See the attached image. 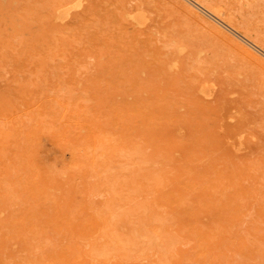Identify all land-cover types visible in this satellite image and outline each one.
Segmentation results:
<instances>
[{
  "label": "rangeland",
  "instance_id": "obj_1",
  "mask_svg": "<svg viewBox=\"0 0 264 264\" xmlns=\"http://www.w3.org/2000/svg\"><path fill=\"white\" fill-rule=\"evenodd\" d=\"M218 1L217 0L216 1L215 0H206V1L205 0L204 1L203 0L202 1L200 0H0V105H1L0 109H2L0 110V113L2 112L0 114L1 115L0 116V120H1L0 128L2 126V129H0L1 130L0 132L3 134L2 132L3 129L5 131L4 134L9 132V135L6 134L4 136L0 133V145H2L0 146V224H1L0 228H2L0 229L1 230L0 235L5 233L3 234L4 236L3 235L0 236V248H1L0 254L2 253L4 254L0 256V260H1L0 264H10L7 262H10L11 260H12L11 261L12 264L13 263L14 264H25L26 261L28 264H36L37 261L41 262V263L37 262L39 264H45L46 262L47 263L49 262L50 264L51 263L55 264V262L56 264H60V263L61 264L62 263L63 264H76V263L77 264H94V263L101 264V262L102 264H105V262L106 264H157V263H161L162 261L164 262L167 258H168L167 260H170V261L166 260L167 262L165 261V264L167 263L172 264L171 262H173V264H180V263L181 264L183 263L184 264H198L199 258L201 261V260H205L206 257L208 258L207 259V261L209 262L208 264H214L216 260L221 261L224 259L227 261V263L225 260L220 263L224 264L225 262V264H232V261H234L233 264H243V263L252 264V262H254L257 259V261H255L257 263L254 262L255 264L260 263V261H261L260 264H264L263 262L264 261V244H263L264 243V234H263L264 226H262L264 224H261V223H264V80H263L264 79V47H263L264 45L263 43L264 42V37H263L264 36V0H221L219 1V5H218ZM204 2L205 3L210 2L209 5L207 4L208 5L207 8H206L207 5ZM220 2L222 3L224 2L223 4L227 3L228 5L230 3L229 5L230 9L228 5H226L227 7L226 8L224 7L225 5H223ZM120 4L121 5L123 4V7L124 6L125 7L122 8ZM203 4H205V6ZM210 5H212L213 7L212 6L210 7ZM217 7H219L220 9H217ZM119 8L120 9L122 8V10H120ZM229 10L235 11L236 14L232 13V11L229 12ZM117 11H118V14H120V12L121 14L117 15ZM207 11L213 15L216 11L217 13H219V15L216 18V17H213L211 14H209ZM228 14L231 16L235 14L234 16H232V18L233 17L234 18L231 19V16L230 17L228 16L226 18ZM237 16L241 19H238ZM130 17L133 19V21L134 19L136 20L133 22ZM235 20H237L238 22ZM128 22H130V24L133 22L134 24L132 23V25H129ZM240 22H243V23L245 22L244 23L245 25L241 23L243 26L242 28L245 27L244 29H242L241 27L239 28V26L237 27V25H241L239 24ZM141 23L143 25H141ZM254 28H256L257 30L255 31ZM245 31H247L246 34H244ZM252 33H255V34H252ZM261 38H263L262 43L260 41L262 40ZM165 40L167 42L168 40H171V41L167 43ZM259 43L261 44V46H259L260 45ZM167 44H169L168 47H167ZM174 49L176 52L174 51ZM166 52H167V55H165ZM169 55L170 56L172 55L171 58H174V59H171V58L169 59L168 58ZM181 58L182 59L185 58V59L181 60ZM39 59L43 60L41 61L43 63L42 65L41 63H39L40 62ZM55 67H57V69L60 68L61 70L59 71ZM208 70L212 73H209ZM58 71L60 72V74L58 73ZM206 73L210 74L211 76ZM204 76L205 77L210 76V78L206 77L207 79L205 80ZM60 77H62L63 79L62 78L61 79L65 81L64 84L62 83V80L60 79ZM58 78L60 79L61 82H58L59 81ZM209 79L211 80L213 79L212 80L213 82L209 81ZM215 79L219 80V82ZM48 81H51V83ZM214 81H216L217 83L215 84ZM220 81L223 83L221 84ZM74 82H75V85L73 84ZM198 82L200 85L197 84ZM57 83H59L58 84L59 86L57 85ZM61 84H63V87L67 86L66 89L61 87L63 90L65 89L64 90L65 92H63V90L60 88V86H62ZM68 87L69 88L72 87L71 88L72 92H70L71 91L70 89L67 90ZM53 88L54 90H57V89L58 90L53 91ZM59 88L61 89L62 94ZM73 90L74 91L76 90L75 93L73 92ZM45 91H46V95H45ZM57 92H58V95H56ZM68 92L69 94L72 93V95L70 96H73L74 100L72 97L71 98L69 97ZM76 98H78V100ZM98 98L100 99L101 102L98 101L99 100ZM101 98L106 103L105 102L103 103ZM75 100H77V102L78 101L80 102L79 107L81 106L83 107V109L78 108L77 102ZM98 102L101 103L100 104L102 106L101 109H100L101 106L98 105ZM67 104L69 105L70 108L67 107ZM74 104L76 105V107L73 106ZM104 104H107V105L104 106ZM71 106H73V108ZM64 108L66 110L69 109L68 111H70L71 113H72V110L74 112L71 114L70 112L66 111ZM76 108L78 109L76 110ZM76 111H79L80 113ZM65 112H66V115H65ZM43 113H45V115ZM58 113L60 117H56L58 116ZM67 113H70L69 114L70 117H68ZM123 113H126V114L123 115ZM4 116L6 118H4ZM64 116H67L69 120L67 119V117L65 118ZM63 117L67 120L62 121L64 120ZM39 118H42V120ZM87 118L89 119L91 118V121L89 119L87 120ZM49 120L51 122H49ZM53 121L56 123H54ZM57 121H59L60 123H58ZM44 122L45 123L47 122V123L44 124ZM93 122H94L95 128L94 130H90L89 127L91 125H92L91 128H93ZM40 123H41V127H43L44 129L39 126ZM69 123L72 125L73 124L75 125L72 126ZM96 123L97 125H95ZM62 124L65 127L63 126L62 128ZM66 124H69V125H66ZM46 125H48V127ZM53 125L55 126L53 127ZM50 126H52L53 129L50 128ZM134 129L137 132L139 131L138 135L134 134V133H137ZM91 131H93V133ZM70 132L72 133L70 134ZM88 133L91 134V136ZM140 133H141V136H140ZM146 133H149V134L151 133V134L149 135ZM94 134H96L98 137L96 135L94 136ZM29 135L30 137L32 136L33 139L30 138ZM49 135L50 137H53L54 139L52 138L50 139ZM70 135L72 139L69 138ZM84 135H85V139L84 137H82ZM144 135L147 137L149 136V139L152 138L151 139L152 143ZM54 136H56V138ZM101 136L102 138L100 139ZM161 136L164 138V140H166V142L162 141L163 138L161 139ZM4 137L7 139L9 138L10 141L5 139ZM78 137L81 138V139L79 138L81 142L78 141V144H77L76 142H77ZM88 137H91V139ZM28 138H30V140H28ZM67 138L69 139V141L75 140L76 142L75 141L69 142L67 141L68 140ZM82 138H83V141H82ZM105 138H108L109 142L112 140V142L108 143L111 145V147L108 144L107 146L103 144V141H105L104 143L106 144L108 142L107 141L108 139L103 140L102 143H100V141ZM145 138L148 141H147L146 146L144 147L146 148L144 151L143 146L146 143ZM158 138H159V141H161L160 142L161 145L157 143ZM137 139L139 140L137 141ZM4 141H6L7 143ZM45 141H47L48 144L45 143ZM88 141H91L92 145H91V142H88ZM96 141H98V143L101 145H99ZM115 142L117 143L115 144ZM164 142H165V145H163L164 147L163 148L162 143L164 144ZM3 143L5 144L3 145ZM73 143L75 146L71 145ZM95 143H97L96 145H99V147L96 146ZM122 143L126 145H124L123 147ZM154 144L155 145L159 144V145H156V148H155ZM102 145L104 149H105V146L107 149L109 146L111 149H108V150L109 151L111 150V151L105 152L106 150H104V153H103L102 152L103 148H101ZM147 145H149L148 146L149 149L151 147L152 148L154 147V149L151 148L152 150H149L147 148ZM46 146H48L47 148L49 150L46 149ZM113 146H115L116 148L115 147L113 148ZM135 146H137V148ZM157 146L158 147L161 146L162 149L160 150L161 147L158 149ZM57 147L59 150L56 149ZM94 147L98 148L99 151H100V148L102 150L100 152L98 151L97 153L96 149H95L96 151L93 150ZM138 147H139V150L141 148L143 150L139 151V150L134 149V148L138 149ZM20 148L22 149L20 150ZM24 148H25L24 151L26 152L23 151ZM54 148L55 150H53ZM165 148H166V151H165ZM112 149L114 151L117 150L119 152H124V153H120L118 154L119 155L118 156L117 153H115ZM132 149H133V152H132ZM155 149H157L158 151L160 150L161 152L159 151L158 153L157 151H155ZM167 149L168 150L173 149L172 150L173 153L168 151ZM31 150L33 151V153ZM153 150L155 152V156H158L157 157V161L159 160L158 163L161 162L162 159L164 160V158L167 159V161L165 159L164 161H162V163H160L161 166L163 165L162 169L160 168L161 167L160 164L158 165V163L156 162V157L153 154ZM93 151L96 153H94ZM19 152L25 153L26 155L19 154ZM143 152H145L146 155ZM149 152L152 153L151 156L155 158L154 159L152 157V161L150 160L151 156H150V159L149 157L147 159V156L150 155ZM80 153L81 155H83L82 157ZM135 153H137L135 157L136 158L138 157L137 158L138 160H136L134 157ZM164 153H167V154H164ZM106 154L110 156V160H109L110 162L106 161L107 159H109V157H107ZM138 154H140V157L141 155H143L142 156L143 158L142 157L140 158L139 156H137ZM171 154L173 157L171 156ZM17 155H19V159ZM21 155L25 157H21ZM101 155H104V156H101ZM129 155L133 156L135 160L134 159L131 160V156L130 158L126 157V156L129 157ZM165 155L168 156L169 158L171 156L172 159L177 158L178 162L177 160H174V159L172 160L170 158L171 162L166 163L170 160ZM116 156H118V158ZM144 156H146V159ZM79 157L81 158V160H79L80 159ZM104 157L105 159H101ZM114 157H116V160H118L117 163L114 162L115 161ZM28 160H31V161L28 163ZM36 160L40 162H37ZM103 160H105V162ZM147 160L151 162H146ZM84 161H87V164L83 166V163H86ZM102 161L105 164L110 163V165H106V167L108 168L105 167L104 163L102 165L100 163L99 165V162H102ZM142 161L143 163H141ZM176 163H178L179 165H177ZM3 164H5L6 168L4 167ZM112 164L114 165V167ZM115 164L117 165V167H120L119 171L121 175L119 176L118 175L115 176L116 172L117 174L119 173V171H116L118 168L115 166ZM13 165H15V167ZM103 165L104 167H102ZM111 165H112V168H111ZM96 166L98 170L99 169L101 170L97 171ZM99 166L101 168H99ZM2 167H4L3 168L4 171ZM10 167H11V170H10ZM80 167L83 169L84 168L86 169L81 170ZM156 167L158 169H156ZM72 168L76 170V173L74 172L75 170L74 171L72 170ZM88 168H92V170ZM167 168L168 169L173 168L172 170L174 172L170 171L169 169L170 172L167 170L169 172L168 173L165 170ZM112 169L113 170L116 169L115 173L113 174L112 177L110 176L111 178L109 177L110 179H108V174H109L108 171ZM77 170L78 171L81 170V171L78 172ZM89 170L91 172H89ZM103 170L107 172V175H106V172H104ZM159 170L160 171L162 170V171L160 172ZM163 170H165L166 173H168V174H165V176L167 175L166 176L167 179H165V182L170 183L172 181V183H170L172 184L171 185L172 188L168 187L170 186L169 183L164 184L165 182L163 181L164 179L162 178L165 177L163 176L165 172ZM14 171H16V173H14ZM40 171L43 173H41ZM82 171H84L85 173ZM92 171L95 172L94 176L92 175L93 173ZM156 171L158 172L156 173ZM109 172L113 173L114 171H109ZM5 174L6 176H4ZM74 174L77 176H74ZM82 175L85 177H83ZM91 175L94 178L93 177L92 179L90 178V181L92 180L91 183H95V184H92V188L90 185L91 183L89 179L87 178ZM100 176H103V177H100ZM54 177H56V179ZM217 178L219 179L217 180ZM82 179L83 181L84 179L86 180L83 182ZM96 179L98 182H101L99 186H98L97 181L93 182V180L95 181ZM99 179L101 181H99ZM105 179H107L108 181ZM113 179L116 180V183L119 181H120L119 183H122L124 180V183L120 184L119 186L122 185L123 190L124 191L126 190V192L124 191L121 192L120 190H118L119 191L118 192L117 188H121V187L118 186L117 188H114L116 183H114L115 181ZM223 179L224 180L227 179L228 183L226 181L224 182ZM16 180L18 181V183ZM110 180H113V182L112 181L110 182ZM159 180L163 181V183L161 184ZM219 180H222L221 183ZM66 181L68 182L66 183ZM107 182H109L110 184ZM84 183L85 184L88 183V184H86L85 186ZM190 183L192 184L187 185ZM12 184L17 187L16 189L17 191L14 190L15 186L14 188L12 187L10 188V186H13ZM113 184L115 185L113 186ZM222 184H223L222 187L226 185L228 187L227 186L226 188L224 187L225 189L224 190L221 187ZM6 185L7 187H5ZM93 185H97L95 186L96 189L94 188ZM108 185H112L113 187L110 186L109 188ZM173 185H175L177 189L175 186L174 188ZM2 186H4V188H2ZM54 186H56V189ZM128 186H129V189H127ZM160 186H163V187H160ZM24 187H25V190H24ZM101 187L102 188L104 187L105 190L102 189ZM150 187H152V189ZM184 187H185V190H183ZM213 187H216L217 189ZM71 188H72V191H71ZM87 188L88 190H86ZM93 188L95 189V191L92 190ZM106 188L107 189L109 188V189L107 190ZM164 188H166L165 191H164ZM178 188H182V189L180 190ZM83 189L88 192L92 190V192H95L96 195L94 193H92L93 194L92 195L90 194L91 192H89V196H88ZM97 189H100V190L96 192ZM202 189L203 190L205 189V191H203ZM220 189L221 191L224 190V192L225 191L228 192L229 190L230 194L223 192L226 195L224 196V194L220 191ZM34 190L35 192L37 191L38 194L35 193ZM109 190H112L110 196L107 194L110 192ZM160 190L164 191L165 194L167 193L166 195L168 196L170 194L171 195L175 194V195H172V196L170 195L171 197H168L164 193L162 194L161 193L162 191ZM168 190L172 191L173 193H171L170 191L169 193ZM175 190H177L179 194L177 191L174 192ZM9 191L14 193V194L11 193V195L9 194L10 197L8 196V193H6ZM14 191L18 192L20 196L17 195V193H15ZM82 191H84L85 195H83ZM99 191L100 192L104 191L105 195L107 197L109 196L108 199L107 197L105 198L103 192L102 194H100ZM113 191L116 193H114ZM181 191H183V193ZM190 191L192 195H190L189 193ZM198 191H202V192H198ZM234 191H236L235 195H233ZM24 192L26 193V195H24ZM60 192L62 193L60 194ZM220 192L223 195L221 194L219 195L218 193ZM4 193L6 194L4 195ZM236 193H238V195ZM64 194L67 195V198L65 197L66 199L63 197ZM69 194H70L71 199L69 198ZM119 194L124 196L123 200ZM177 194L179 196H177ZM184 194L188 195L187 198L186 196H184ZM239 194H241L242 196ZM13 195H15V197ZM71 195H73L75 198H73ZM114 195H118L117 196L118 198L115 197ZM132 195L134 196V198L132 197ZM195 195L198 197L199 196L201 197L200 199L196 197L197 202L198 203L200 202L199 204L194 201L196 200L194 197ZM231 195L233 196L232 197L233 200L231 198ZM11 196L13 197V199ZM38 196L40 200H36ZM129 196L132 197L131 200ZM162 196L166 198L167 200H169L168 198L174 199V201L175 199H178L176 200L177 202H173V200L171 199L170 200L172 202L169 201V203L171 202L170 203L171 206L170 205L169 206L170 207L173 206L172 208H175L174 210L172 208H169V206H165V203H167L166 205L169 204L166 199L163 200V202H165L164 205L163 203H161L162 199H164ZM174 196H177V197L175 198ZM189 196L190 198L193 197L194 200L193 199L190 200ZM218 196L220 197V200ZM2 197H6V198L8 197V198L2 199ZM19 197L20 198L27 197L26 200L28 201L26 202V200L23 198L24 201L21 199L23 202H20L21 200L19 199ZM84 197L86 201L84 200ZM111 197L114 200H111L112 199ZM127 197H128V200L130 201L125 199ZM143 197L145 198L147 197L148 199L151 198L152 200L148 201L147 199L145 200V198ZM157 197H160V198H157ZM68 198L70 200H68ZM115 198L118 199L119 201L116 200ZM210 198L211 200L213 199L215 203L217 200L216 205L218 206L215 205L216 206L215 207L212 204L214 202L212 201L211 203V201L209 200ZM215 198H218V199H215ZM240 198L243 200L244 198L246 199L244 201L242 200V203H241ZM132 199H134V201L136 200V202H134ZM187 199L190 200V202L193 201L192 203L193 204L196 203V205L198 206L197 207L196 205H193V208L195 210V211L192 210L194 211L193 212L194 216L193 214H191L192 211L191 210H190L191 212L189 211V208L190 207L192 208V205H189L190 202H188ZM207 199L209 202L207 201ZM223 199L226 200V203L229 201L230 205L231 204L233 205L229 206V203H227L228 204L227 206L225 204V200ZM12 200H13V203H12ZM32 200H36V201H32ZM57 200L58 202H56ZM104 200H106V202H104ZM107 200L111 202L110 203L111 206H109L108 204V206L106 207L107 203H109L107 202ZM115 200L117 201V204L119 202V205L115 206V207H118L117 210L115 207H113L114 204L117 205L115 203L116 202ZM64 201L66 202V204L67 203L69 204L65 205ZM131 201H133L135 205L134 203L132 204ZM218 201H221V202L218 203ZM73 202H75L74 205H73ZM140 202L143 203L142 207L144 206L143 207L144 212L142 211V208L141 209L139 208L142 204V203L140 204ZM205 202L207 204H205ZM11 203L14 207L13 206L11 207L10 205ZM32 203H33V206H32ZM56 203L57 205L59 203V207L56 205ZM25 204L26 206L24 207ZM63 204L64 206H61ZM85 204L88 208L84 206ZM102 204L106 208L103 206L101 209ZM219 204L220 206L222 204L225 208L222 206L220 207L221 208L220 210ZM17 205L18 206L20 205V207H18ZM30 205L32 207H35V206L37 207L33 208L35 210H33L32 208L29 210ZM148 205H149V208H148ZM201 205L204 206V208ZM206 205H207V208L208 206H211L215 210L209 207L207 209L208 211H204L206 210V207H205ZM65 206L67 208H64ZM70 206L71 208H69ZM81 206L82 208L85 207V209L84 208L81 209ZM98 207L102 210L101 212ZM108 207H110L112 214L113 213L116 214L114 215V219L112 217L113 215L110 216L111 213H109L110 210ZM134 207L135 209L137 207V210L140 209V214L143 215L144 218L146 217V219H141L143 217H141L139 213L138 214L136 213L137 210H135ZM165 207H167V209ZM195 207H197L198 209L202 207L203 211L200 209L201 210V213H200V210L198 212V210H196L197 208L195 209ZM230 207H231V210H230ZM240 207L242 210L240 209ZM244 207L246 208L248 212L245 211ZM92 208H94L93 210H96V213L95 211L92 212ZM132 208L134 211L131 210ZM144 208H146V210L148 209L149 210L145 211ZM154 208H158V209H154ZM162 208L165 210H163ZM184 208H187V209H184ZM98 209L99 211L97 212ZM150 209L151 210L153 209V210L151 211ZM222 209H226L228 211L225 212L226 210L224 211ZM32 210L33 212H31ZM114 210L115 212H118V213L113 212ZM158 210H159V213L157 212ZM237 210L238 212L242 211L243 213L245 212L247 214L249 213L248 215L246 214L248 217L247 216L245 218L241 217V216H245V214L238 213ZM34 211L37 213H35ZM126 211H128V213ZM129 211L131 212V214H129L130 213ZM141 211L143 213H141ZM160 211L162 212L160 213ZM196 211L198 212L199 215L196 214V218H194L195 219L194 221L193 217H195V213H197ZM222 211L223 213L225 212V213H230L234 215L232 216H230V214L225 215V213L223 214ZM30 212L33 214H31ZM43 212L45 213L47 212L46 214L48 213L49 214L46 215ZM146 212L147 213L149 212V215L151 214L152 217L151 215L149 216L148 214H146ZM166 212L169 214L165 215L167 214ZM215 212L217 216L214 215ZM90 213H92L91 215L93 218L91 217V220L85 219L86 217L90 218L89 217L91 216ZM107 213L109 215V218H112V219H109L108 215H105ZM144 213L146 214V216ZM221 213L223 217L221 216ZM97 214L99 215V218L101 219V221H98L100 219L96 218L98 217ZM153 214L155 215L154 217H153ZM239 214H242V215H239ZM14 215L16 219L13 217ZM51 215H53V218L55 217L54 215H56L55 217L56 219H53ZM81 215H83L85 218H83ZM121 215H123L124 217ZM128 215H132V216H129L127 218ZM138 215L140 217H138ZM147 215L149 217H147ZM156 215L159 216L157 218H160V216H163V217H161L162 219L157 220ZM169 215H171V217L173 216V218L170 219L171 217H169ZM212 215L214 216L215 219L213 218ZM219 215L222 218L219 217ZM249 215H252L251 216L252 220L249 218L250 217ZM45 216H49V217H45ZM104 216L107 217L108 219H105ZM174 216L175 218L177 217L179 220L174 219ZM255 216L257 217L255 218ZM101 217L104 218L103 219L104 222L105 220L106 222L107 220H109V222L108 223L105 222L106 224L104 225V222L102 221ZM34 218L35 220L38 218L37 220L39 221V223H37V225H34V224H36V222L38 221L32 222ZM51 218L54 220V222L53 221L50 222ZM79 218H82L81 220H79L80 222L78 221ZM94 218H96L95 220L98 219L96 223L102 222L103 224L102 225L99 224L100 226L96 223L95 225L97 226L93 224L95 226L93 227V229L95 228L93 231V229H90V228H92L91 227L92 223L95 222L93 221ZM148 218L151 219L152 221L151 220L145 221ZM128 219L131 220V222L128 223L129 227L125 225L127 224L128 221H130ZM155 219L156 221L159 222V223L156 222V225L154 222ZM190 219H192V221ZM29 220L31 223L29 222ZM40 220L46 223L44 224ZM55 220L60 221L59 223L61 225L59 223L58 224L59 226H61L62 229L58 227V224L57 225L55 224L57 223L55 222ZM66 220H68L67 224H66ZM167 220H170V221L174 220V222H172V224L170 225V222L169 223L166 222ZM211 220L213 224L211 223ZM246 220H247V223L249 224L244 222ZM253 220H254V223L257 222L258 224L259 223L260 224L257 226L256 223L255 224L253 223ZM61 221L62 223L64 222L65 224L64 223L62 224ZM226 221H227V224H226ZM240 221H243V222L241 223ZM11 222H15V223H11ZM140 222L142 224H140ZM178 222L180 223L178 224ZM195 222H197V226L200 225L202 229L200 227L195 226L196 224ZM147 223L150 225V228H149V225L147 227ZM40 224L42 226H40ZM32 225L37 226V228L39 226L40 227L38 228V230L36 228L37 230L36 231L35 229H33L34 226L32 228ZM81 225L82 226L84 225V226L81 227ZM119 225L120 227L117 228L116 226H119ZM130 225L134 226L133 227L134 229H132ZM141 225H142V228L140 227ZM151 225L152 227L154 226L153 227L154 229L151 227ZM159 225H161V229L163 230L162 232L167 233L171 229V232L170 231L168 232L170 233V236L165 233L160 234L162 232L160 230ZM172 225L174 226L172 227ZM187 225L193 229H190L189 227H187ZM217 225L218 227L220 225L222 226L218 228ZM254 225L257 226V230H258V232L256 231L257 234L259 233L261 235L262 233L261 236L263 237L257 236V235H255L254 237V233H255L254 230L256 228V226ZM46 226H50V228L49 227L46 228ZM67 226L68 227L70 226V229ZM78 226H80V228ZM164 226L165 227L167 226V227L165 228ZM183 226L185 227L183 228ZM192 226H195V227H192ZM228 226H229V229L225 228ZM247 226H252L255 228L248 227L249 230L251 229V231H248ZM10 227H12V229H10ZM84 227L87 231L84 229ZM126 227L128 229H130L131 227L132 231L130 232L128 229H126ZM13 228L15 229V232ZM27 228L30 229L31 231L28 230ZM40 228L42 229L41 230L42 232L40 231ZM58 228L61 229L60 232ZM103 228H104V232L103 231L101 232ZM136 228H138V230L140 231L138 232ZM187 228H189L190 232H194L195 234L191 233L192 234L191 236L189 230L187 231ZM204 228H207V229H204ZM120 229L125 230V231H119ZM141 229L143 230V232L141 231ZM149 229L151 230L149 231ZM197 229L199 232L197 231ZM214 229H216L217 232ZM240 229L243 230V233H242L243 235L240 233L239 231ZM7 230L9 231L13 230L14 233L10 231L11 234L9 235L7 233H10V232ZM49 230H53L55 233ZM109 230H112V231H109ZM134 230L135 232L140 233V235L141 234L146 235V237L142 236L143 239L139 238L140 235L138 233L133 232ZM156 230L158 231V233ZM219 230L222 232V234ZM44 231L48 233V236H47V233H45ZM83 231L84 233H82ZM108 231L112 233H109ZM113 231H116L117 233ZM206 231L208 233L207 235H205ZM224 231L227 232L228 234L230 233V237L232 236L231 241H229L230 237L227 236L228 234L225 233ZM19 232L23 233L24 235L21 233L20 235H18ZM43 232L45 235H43ZM61 232L63 234H61ZM79 232L80 234H82V236L84 235L86 237L89 234V237L86 239L84 238V236L82 237L79 234ZM122 232H125V233H122ZM147 232H149V234ZM201 232H202V237L200 236ZM244 232H245V235H244ZM248 232L251 235L250 234L248 235ZM107 233H109L110 236ZM112 234L113 236H117V234L119 236L122 235L123 238L121 237L120 239H118L119 241L117 240L116 242L113 240V237L111 239ZM133 234L134 235L137 234L138 236L135 235L136 236L135 237ZM209 234H211L213 238L215 237L216 239H213V238L210 239ZM214 234L215 235L217 234V235L214 236ZM246 234L248 235V238H250V236H253L251 238L255 239L257 243H260V244H257L259 245V247L255 245L257 247V250L255 249L256 247L253 246L255 247L253 248L255 250L252 249L254 251L253 253L251 252V249L249 250V248H252L251 245H254L256 241H254L253 239H249V241H247L248 239H247ZM124 235H127V236H124ZM154 235H156L155 238L157 239V240L155 239V241L159 242L160 245L162 246H159V244L154 241ZM166 235L169 236V238H167ZM197 235L199 239H197ZM204 235L205 237L206 236L207 237L205 238ZM23 236L25 237L24 238L25 240L22 238ZM45 236H47L49 239H47V237ZM132 236H134V238ZM148 236L151 239L153 237L152 241L151 240L149 241L150 238ZM161 236H163L162 237L163 239L161 238ZM80 237H82V239ZM94 237L96 238V241L92 239ZM108 237L111 240H109ZM118 237H115V238H118ZM131 237L133 238V240L136 238V240L132 241V245L129 242L132 240ZM187 237L189 238V241L188 240L186 241V239H188ZM200 237L202 239H200ZM218 237L220 238L222 237L223 241H226L225 238H227V242H224L225 247L222 245L214 244L216 247L215 248L216 250H214L212 249L214 248L213 243L215 242V241L213 242V240H216V243L218 242L219 244L221 243L223 244V242L220 241L221 239H219ZM256 237H259V238H256ZM7 238L9 239L8 242H7ZM124 238H126V241ZM128 238H130L131 240L130 239L128 240ZM147 238L149 239L147 240ZM170 238L172 239L170 243H168ZM178 238L179 240H176ZM26 239L29 241H27ZM88 239L90 241H94V243H89L90 241ZM102 239H106V240L103 241ZM167 239L168 241H165V244H164L163 240H167ZM181 239L183 240L185 239V240L180 241ZM206 239H210L209 240L210 245H209V241H207ZM242 239L243 240L246 239V240L243 242ZM40 240L42 241L44 240L43 241L44 243L42 244V241ZM45 240L46 242H48V245L52 243L53 246L56 247L53 249L52 248L53 246L51 244L49 245L54 251L53 250L50 251L51 248L48 245H45L47 244ZM82 240H84L85 242H83ZM146 240L147 242L149 241V244L146 243ZM194 240L195 242H193ZM200 240L201 242L205 244H207L206 242H208L209 246L201 243ZM235 240L238 243L242 241L241 242L243 243L242 245L245 246L247 244V246L245 247L240 246L241 244L239 243L240 245L237 248L238 243ZM259 240L263 242H260ZM177 241L178 242L180 241V242L177 243ZM15 242L16 243L18 242L17 245ZM35 242H37V244H35ZM96 242L97 244L100 242L99 243L100 246L103 247L102 250L99 245L98 246L96 245ZM102 242L106 243L107 245L103 244L104 246H102L101 245ZM171 242H172V246L175 245L172 251H171V248H172ZM198 242H200L199 246H202L203 249L205 248L204 250H207L206 252H204V250L198 246ZM8 243L10 244V247H8L9 246ZM154 243H156L157 247L159 246L161 248L158 247L156 250V245ZM226 243L230 247L226 248L227 246ZM234 243H236L235 248H233ZM4 244L5 245L7 244L6 247L4 246ZM18 244H20V246ZM40 244H42V247ZM92 244H95L94 246H96V248ZM108 244L110 248H112L113 246L114 249L113 248L109 249ZM119 244L120 246L117 248V245ZM150 244L153 246L155 245V247L153 246L151 247ZM23 245L25 247H23ZM37 245H39L40 247L39 249ZM143 245H146L147 247L149 245L150 248H152L153 250ZM30 246H32L31 247L32 250L30 249ZM35 246L37 248H34ZM89 246L90 247L92 246L91 247L92 252L89 251L90 249ZM126 246L129 247V249L131 248L133 250L134 248H136L137 250L134 249V251L136 252L132 250H128ZM142 246L144 247V249ZM206 246L211 248V249L208 248L209 251L211 250L210 251L211 254L207 253L208 249H206ZM7 247L9 249H6ZM43 247L44 249L46 247H48L47 249L49 248L50 249L45 251L44 253V251H42ZM141 247L144 251L146 250L145 252L147 253H145L141 249ZM190 247L192 249H189ZM240 247H243V249L244 248H248V249L232 250V248L240 249ZM10 248H12L11 249L12 252H10L11 251ZM77 248H79V250ZM115 248H117L116 251L119 252V255L123 254L125 256L124 257L121 255V257H123L121 258L117 254L120 260L124 259L123 261L121 260L120 262L119 258L115 256L116 255ZM121 248L122 250L124 249L127 251H124V250L122 251L120 250ZM179 248L181 249V251ZM197 248L203 251L201 250L199 251L197 250ZM259 248L262 250H259ZM81 249H82V252H81ZM138 249L139 251H142L141 254L143 253L142 255L144 257L140 255L139 252H138L139 253L138 255L137 253ZM176 249L178 250V254L180 253L179 256L182 254L180 256V258L183 256L182 259L178 257V254L176 253L177 252ZM26 250H28V252H26ZM33 250H35L37 253H35V251ZM56 250L57 252H55ZM110 250L111 251L113 250L114 255H112V252ZM158 250H160V252ZM182 250L186 252V255H184L185 252L183 254ZM219 250H221L222 252L225 251L223 252V254H221L223 255V258L222 257L217 258V255L218 257L221 256L219 255L221 253ZM228 250L229 251L232 250V251L229 252ZM245 250L246 251L249 250V251L246 252ZM29 251L31 253L34 252L32 255H35V256H32L31 254H29ZM58 251H60L61 254H58ZM99 251H102V254ZM120 251H122V253H120ZM154 251H157L156 253H161L159 254L161 255L160 260L158 259V257H156V255L158 256V254H155ZM212 251H213V255L217 251L219 253L217 252V255L215 254L216 256L215 257L212 255ZM234 251L236 253L240 251L238 256ZM257 251L260 254L263 252V254H261L263 256L261 257V255L258 254ZM13 252L15 255L13 254ZM40 252H43V253H40ZM49 252L53 253V255L52 254L51 255L54 256L55 258L54 257L52 258L51 255H46V253L50 254ZM127 252L131 255H134V257H137V258L135 259L133 256L131 258L130 257L131 255H129ZM241 252L243 253L240 255ZM10 253L12 254L11 258H10L11 256ZM89 253H92V255L91 254L88 255ZM188 253H190L189 254L190 257ZM199 253H202V254L199 255ZM205 253H207L208 255ZM234 253L236 255H232ZM99 254L101 256H104L106 254L107 255L103 258L101 257L100 259ZM173 254L178 260H174L175 258H173L174 257ZM228 254L229 255L231 254L233 256V260H232V257L231 259H229L230 263L228 262L227 257L230 258L231 255L229 256ZM246 254H248L250 257L252 255L251 259ZM56 255L58 256L57 258H56ZM59 255H61V258H63L62 260L59 257ZM108 255H111V257ZM137 255L142 256V257L138 258ZM153 255L155 257L151 259ZM167 255L168 257H166ZM192 255H195V257ZM205 255L206 257L203 258V256ZM244 255L247 256V258ZM16 256L19 258H17ZM40 256H42V258ZM90 256H94V257H90ZM107 256H108V259H107L108 262H109V259L111 258L110 259L111 261L109 263L105 261L106 260L105 258H107ZM253 256L256 257L255 260ZM47 257L51 259H55L53 260L55 262L53 263L51 259L49 258L47 259ZM95 257L96 258L98 257V259H95ZM186 257L188 260H191L192 262L187 261V259L185 260ZM201 257L203 259H201ZM7 258H8V261H7ZM13 258L16 259V261ZM93 258L95 260H100V262L95 261ZM162 258H164L165 260L164 259L162 260ZM192 258L193 260L196 259L194 260L195 262L196 261L198 262L194 263ZM33 259L35 261H33ZM43 259H46V260H43ZM102 259L103 260L105 259V260L103 261ZM210 259L211 260L214 259L212 263H210L211 262ZM57 260L58 261L60 260V261L57 262ZM93 260L95 262H93ZM182 260L184 261L181 262ZM3 261H5V263H3ZM66 261L70 263H66ZM219 261H216L215 264H217ZM201 262H205V261H201ZM199 264H207V263L205 262V263H199Z\"/></svg>",
  "mask_w": 264,
  "mask_h": 264
},
{
  "label": "bare ground",
  "instance_id": "obj_2",
  "mask_svg": "<svg viewBox=\"0 0 264 264\" xmlns=\"http://www.w3.org/2000/svg\"><path fill=\"white\" fill-rule=\"evenodd\" d=\"M200 1H202V0H200ZM203 1H204V0H203ZM205 1H206V0H205ZM215 1H216V0H215ZM217 1H218V0H217ZM219 1H221V0H219ZM219 1H218V5H219ZM196 2H198V1H196ZM200 3H201V2H200ZM202 3H203V2H202ZM204 3H205V2H204ZM209 3H210V2H209ZM209 3L206 2L205 4H206V5H207V4L209 5ZM212 3H213V2H212ZM220 3H222V2H220ZM223 3H224V2H223ZM223 3H222V4H223ZM190 4H191V3H190ZM193 4H195V3H193ZM205 4H203V5L205 6ZM216 4H217V3H216ZM120 5H121V4H120ZM120 5H119V7H120ZM200 5H201V4H200ZM208 5L206 6V8L208 7ZM223 5H225L224 7H226V5H228V4L225 3V4H223ZM229 5H230V3H229ZM229 5H228V6H229ZM232 5H233V4H232ZM196 6H197V5H196ZM211 6H212V5H210V7H211ZM215 6H216V5H215ZM121 7L124 8L125 6L123 7V4H122ZM212 7H213V6H212ZM122 8H121V9L119 8V9L122 10ZM129 8H130V7H129ZM196 8H197V7H196ZM226 8H227V7H226ZM233 8H234V7H233ZM233 8H232V9H233ZM119 9H118V10H119ZM130 9H131V8H130ZM137 9H139V8H137ZM217 9H220V8L217 7ZM229 9H230V6H229ZM123 10H124V9H123ZM140 11H141V10H140ZM202 11H203V10H202ZM205 11H206V10H205ZM216 11H217V10H216ZM216 11H215L214 15L211 14V13H209L208 11H207V12H208L209 14H211L213 17H216V18H217L218 15H219V13H217ZM222 11H224V10H222ZM231 11H232V13H235V14H236L235 11H233V10H231ZM231 11L229 10V12H231ZM236 11H237V10H236ZM123 12H124V11H123ZM126 12H128V11H126ZM199 12H200V11H199ZM219 12H220V11H219ZM131 13H132V12H131ZM134 13H135V12H134ZM134 13H133V14H134ZM120 14H121V12H120ZM120 14H118V11H117V15H120ZM226 14H227V13H226ZM235 14H234V15H235ZM143 15H144V14H143ZM207 15H208V14H207ZM220 15H221V14H220ZM222 15H223V14H222ZM234 15H232V16H234ZM228 16L230 17L231 15L228 14V15L226 16V18H227ZM232 16H231V19L234 18V17L232 18ZM125 17H126V16H125ZM221 17H222V16H221ZM237 17H238V16H237ZM130 18H131V17H130ZM210 18H211V17H210ZM223 18H224V17H223ZM131 19H132V18H131ZM140 19H141V18H140ZM221 19H222V18H221ZM238 19H241V18L238 17ZM242 19H243V18H242ZM120 20H121V19H120ZM135 20H136V19H134V21H135ZM143 20H144V19H143ZM143 20H142V21H143ZM214 20H215V19H214ZM222 20H223V19H222ZM132 21H133V19H132ZM134 21H133V22H134ZM223 21H224V20H223ZM235 21H237V20H235ZM235 21H234V22H235ZM241 21H242V20H241ZM244 21H245V20H244ZM125 22H127V21H125ZM125 22H124V23H125ZM133 22H132V23H133ZM145 22H146V21H145ZM145 22H144V23H145ZM237 22H238V21H237ZM245 22H246V21H245ZM245 22H244V23H245ZM132 23L130 24V22H128L129 25H132ZM136 23H137V22H136ZM225 23H226V22H225ZM241 23H242L243 25H245L243 22H240L239 24H241ZM133 24H134V23H133ZM139 24H140V23H139ZM242 24H241V25H237V27L239 26V28H240V27L242 28V27H243ZM4 25H5V24H4ZM136 25H137V24H136ZM141 25H143V24L141 23ZM246 27H247V26H246ZM252 27H253V26H252ZM235 28H236V26H235ZM244 28H245V27H244ZM244 28H242V29H244ZM248 29H249V28H248ZM252 29H253V28H252ZM252 29H251V30H252ZM254 29H255V31L257 30L256 28H254ZM235 30H237V29H235ZM246 30H247V29H246ZM240 31H241V30H240ZM248 31H249V30H248ZM255 31H254V32H255ZM246 32H247V31H245L244 34H246ZM252 32H253V31H252ZM250 33H251V32H250ZM260 33H261V32H260ZM247 34H249V33H247ZM252 34H255V33H252ZM261 34H262V33H261ZM249 36H250V35H249ZM263 37H264V36H263ZM248 38H250V37H248ZM251 38H252V37H251ZM257 38H258V37H257ZM261 39H262V40H260V41H261V43H262V42H263V38H261ZM166 40H167V39H166ZM166 40H165V41H166ZM246 40H248V39H246ZM169 41H171V40H168V42H169ZM166 42H167V41H166ZM168 42H167V43H168ZM164 43H165V42H164ZM170 43H172V42H170ZM263 43H264V42H263ZM165 44H166V43H165ZM257 44H258V43H257ZM259 44H260V43H259ZM249 45H251V44H249ZM262 45H263V44H262ZM168 46H169V44H167V47H168ZM259 46H261V44H260ZM263 47H264V45H263ZM18 48H19V47H18ZM173 48H174V47H173ZM256 49H257V48H256ZM256 49H255V50H256ZM171 51H172V50H171ZM171 51H170V52H171ZM174 51H175V49H174ZM172 52H173V51H172ZM175 52H176V51H175ZM163 53H164V52H163ZM168 53H169V52H168ZM172 54H173V53H172ZM174 54H175V53H174ZM165 55H167V52L165 53ZM176 55H177V54H176ZM179 55H180V54H179ZM183 55H184V54H183ZM19 56H20V55H19ZM50 56H51V55H50ZM171 56H172V55H171ZM171 56L169 55L168 58L170 59ZM177 56H178V55H177ZM185 56H186V54H185ZM185 56H184V57H185ZM171 59H174V58H171ZM184 59H185V58H183V59L181 58V60H184ZM39 61H40L39 63H41V65H42L43 63H42L41 61H43V60H40V59H39ZM173 62H174V61H173ZM175 62H176V61H175ZM46 64H47V63H46ZM51 64H52V63H51ZM53 64H54V63H53ZM170 64H171V63H170ZM170 64H169V65H170ZM47 65H48V64H47ZM57 65H59V64H57ZM48 67H50V66H48ZM55 68L57 69V67H55ZM56 69H55V70H56ZM57 70L60 71L61 69L59 68V69H57ZM62 70H63V69H62ZM199 70H200V69H199ZM201 70H202V69H201ZM46 71H47V70H46ZM59 71H58V73L60 74ZM63 71H64V70H63ZM208 71H209V70H208ZM61 72H62V71H61ZM204 72H205V71H204ZM206 72H207V71H206ZM58 73H57V74H58ZM209 73H212V72L209 71ZM59 74H58V75H59ZM206 74H208V73H206ZM58 75H57V76H58ZM208 75H210V74H208ZM54 76H55V75H54ZM60 76H62V75H60ZM210 76H211V75H210ZM210 76H208V77L210 78ZM204 77H205V76H204ZM204 77H203V78H204ZM206 77H207V76H206ZM206 77H205V80L208 78V77H207V78H206ZM61 78H62V77H60V79H61ZM71 78H72V77H71ZM58 79H59V78H58ZM58 79H57V80H58ZM60 79H59L58 82H61ZM62 79H63V78H62ZM62 79H61V80H62ZM64 79H65V78H64ZM69 80H70V79H69ZM212 80H213V79H212ZM212 80L209 79V81H212ZM215 80H217V79H215ZM263 80H264V79H263ZM51 81H53V80H51ZM51 81H48V82L51 83ZM66 81H67V80H66ZM78 81H79V80H78ZM209 81H208V82H209ZM217 81L219 82V80H217ZM64 82H65V81L62 80V83H63V84H64ZM83 82H84V81H83ZM212 82H213V81H212ZM214 82H215V84L217 83L216 81H214ZM220 82H221V81H220ZM67 83H68V82H67ZM78 83H79V82H78ZM80 83H81V81H80ZM200 83H201V82H200ZM222 83H223V82H221V84H222ZM52 84H53V83H52ZM52 84H51V85H52ZM58 84H59V83H57V85H58ZM63 84H61L62 86H60V88L62 87V88H65V89H66L67 86H64V87H63ZM73 84L75 85V82H74ZM197 84H199V82H198ZM218 84H219V83H218ZM48 85H49V83H48ZM65 85H66V84H65ZM199 85H200V84H199ZM202 85H203V83H202ZM53 86H54V85H53ZM58 86H59V85H58ZM58 86H57V87H58ZM213 86H214V85H213ZM218 86H219V85H218ZM224 86H225V85H224ZM54 87H55V86H54ZM69 87H70V86H69ZM69 87H68L67 90H69V89L71 90L72 87H71V88H69ZM46 88H48V87H46ZM60 88H59V89H60ZM62 88H61V89H62ZM224 88H225V87H224ZM49 89H50V87H49ZM55 89H56V88H55ZM61 89H60V92H61ZM65 89H64V90H65ZM220 89H221V88H220ZM222 89H223V87H222ZM51 90H52V88H51ZM57 90H58V89H57ZM57 90H54V88H53V91H57ZM62 90H63V89H62ZM64 90H63V92H65ZM204 90H205V89H204ZM228 90H229V89H228ZM228 90H226V91H228ZM233 90H234V89H233ZM233 90H232V91H233ZM46 91H47V90H46ZM46 91H45V95H46ZM49 91H50V90H49ZM75 91H76V90H75ZM75 91L73 90L74 93H75ZM223 91H224V89H223ZM70 92H72V90H71ZM233 92H234V91H233ZM236 92H237V91H236ZM61 94H62V92H61ZM68 94H69V92H68ZM239 94H240V93H239ZM56 95H58V92L56 93ZM70 95H72V93L69 94V97H70V98H71V97L73 98V96H70ZM115 98H116V97H115ZM76 99L78 100V98H76ZM96 99H97V98H96ZM98 99H99V98H98ZM101 99H102V98H101ZM73 100H74V98H73ZM77 100H75V101L77 102ZM91 100H93V99H91ZM98 101H100V99H99ZM102 101H103V99H102ZM238 101H239V100H238ZM30 102H31V101H30ZM32 102H34V101H32ZM66 102H68V101H66ZM78 102H79V101H78ZM78 102H77L78 108L83 109V107H81V106L79 107L80 102H79V103H78ZM100 102H101V101H100ZM104 102H105V101H103V103H104ZM72 103H73V102H72ZM105 103H106V102H105ZM31 104H33V103H31ZM56 104H57V103H56ZM65 104H66V103H65ZM69 104H70V103H69ZM96 104H97V103H96ZM100 104H101V103L98 102V105H99V106H101ZM29 105H30V104H29ZM57 105H58V104H57ZM106 105H107V104H104V106H106ZM0 106H1V105H0ZM73 106L76 107L75 104H74ZM73 106H71V107L73 108ZM67 107L70 108L68 104H67ZM97 107H98V106H97ZM117 107H119V106H117ZM11 108H12V107H11ZM33 108H34V107H33ZM51 108H52V107H51ZM65 108H66V107H65ZM65 108H64V109H65ZM78 108H76V110H77ZM84 108H85V107H84ZM98 108H99V107H98ZM101 108H102V106L100 107V109H101ZM52 109H53V108H52ZM86 109H87V107H86ZM86 109H85V110H86ZM108 109H109V108H108ZM0 110H2V109H0ZM65 110H66V109H65ZM68 110H69V109H68ZM68 110H66V111H68ZM79 111H80V109H79ZM79 111H76V112H79ZM86 111H87V110H86ZM58 112H59V111H58ZM68 112H70V111H68ZM73 112H74V111L72 110V113H73ZM1 113H2V112H1ZM1 113H0V114H1ZM29 113H30V112H29ZM70 113H71V112H70ZM70 113H67L68 117H70V116H69ZM72 113H71V114H72ZM79 113H80V112H79ZM3 114H4V113H3ZM43 114L45 115V113H43ZM74 114H76V113H74ZM121 114H122V113H121ZM124 114H126V113H123V115H124ZM133 114H134V113H133ZM39 115H40V114H39ZM65 115H66V112H65ZM0 116H1V115H0ZM5 116H6V115H5ZM5 116H4V118H6ZM89 116H90V115H89ZM39 117H40V116H39ZM56 117H60V116H59V113H58V116H56ZM64 117L66 118L67 116H64ZM64 117H63V118H64ZM68 117H67V119L69 120ZM133 117H134V116H133ZM33 118H34V117H33ZM33 118H32V119H33ZM61 118H62V117H61ZM61 118H60V119H61ZM65 118H64V120H62V121H66L67 119H65ZM91 118H92V116H91ZM91 118H90V119L87 118V120L89 119V120L91 121ZM128 118H129V117H128ZM134 118H135V117H134ZM1 119H2V118H1ZM39 119L42 120V118H39ZM80 119H81V118H80ZM111 119H112V118H111ZM132 119H133V118H132ZM3 120H5V119H3ZM6 120H8V119H6ZM43 120H44V119H43ZM71 120H72V119H71ZM76 120H77V119H76ZM87 120H86V121H87ZM135 120H136V119H135ZM0 121H1V120H0ZM39 121H40V120H39ZM45 121H46V120H45ZM54 121H55V119H54ZM54 121H53V122H54ZM62 121H61V122H62ZM80 121H82V120H80ZM80 121H79V122H80ZM86 121H85V122H86ZM90 121H89V122H90ZM127 121H128V120H127ZM129 121H130V120H129ZM245 121H246V120H245ZM7 122H9V121H7ZM40 122H41V121H40ZM47 122H48V121H47ZM47 122H46V123H47ZM49 122H51V121L49 120ZM57 122L60 123L59 121H57ZM109 122H110V121H109ZM116 122H117V121H116ZM132 122H133V121H132ZM5 123H6V121H5ZM46 123L44 122V124H46ZM54 123H56V122H54ZM90 123H91V122H90ZM117 123H118V122H117ZM126 123H128V122H126ZM126 123H125V125H126ZM69 124H70V123H69ZM69 124H66V125H69ZM87 124H89V123H87ZM107 124H108V123H107ZM49 125H50V124H49ZM70 125H72V124H70ZM73 125H75V124H73ZM73 125H72V126H73ZM95 125H97V123H96ZM118 125H119V124H118ZM39 126L41 127V123L39 124ZM46 126L48 127V125H46ZM46 126H45V128H46ZM54 126H55V125H53V127H54ZM60 126H61V125H60ZM63 126H64V125L62 124V128H63ZM81 126H82V125H81ZM88 126H89V125H88ZM64 127H65V126H64ZM68 127H69V126H68ZM68 127H67V128H68ZM91 127H92V125L89 127L90 130H94V128H95V127H94V122H93V128H91ZM98 127H100V126H98ZM16 128H17V127H16ZM41 128H43V127H41ZM50 128H52V126H50ZM70 128H71V127H70ZM70 128H69V129H70ZM74 128H75V127H74ZM0 129H2V126H1ZM17 129H18V128H17ZM43 129H44V128H43ZM43 129H42V130H43ZM47 129H48V128H47ZM47 129H45V130H47ZM52 129H53V128H52ZM65 129H66V128H65ZM6 130H7V129H6ZM8 130H9V129H8ZM50 130H51V129H50ZM134 130H135V129H134ZM0 131H1V130H0ZM30 131H31V130H30ZM58 131H59V130H58ZM97 131H98V129H97ZM135 131H136V130H135ZM2 132H3V134H2L1 132H0V133H1L3 136L6 135V134L9 135V132L6 133V134H4V132H5L4 129H3ZM6 132H7V131H6ZM60 132H61V131H60ZM91 132L93 133V131H91ZM136 132H137V131H136ZM25 133H26V132H25ZM48 133H50V132H48ZM57 133H58V132H57ZM71 133H72V132H70V134H71ZM101 133H102V132H101ZM27 134H28V133H27ZM55 134H56V133H55ZM68 134H69V133H68ZM88 134H89V133H88ZM134 134H135V135H136V134L138 135V134H139V131H138L137 133H134ZM146 134H149V133H146ZM150 134H151V133H150ZM150 134H149V135H150ZM152 134H153V133H152ZM25 135H26V134H25ZM57 135H58V134H57ZM89 135L91 136V134H89ZM95 135H96V134H94V136H95ZM153 135H154V134H153ZM153 135H152V136H153ZM51 136H52V135H51ZM94 136H93V137H94ZM96 136H97V135H96ZM99 136H100V135H99ZM140 136H141V133H140ZM140 136H139V137H140ZM144 136H145V135H144ZM154 136H155V135H154ZM6 137H8V136H6ZM27 137H28V136H27ZM29 137H30V135H29ZM49 137H50V135H49ZM54 137L56 138V136H54ZM82 137H84V139H85V135L82 136ZM86 137H87V136H86ZM97 137H98V136H97ZM97 137H96V138H97ZM136 137H137V136H136ZM136 137H135V138H136ZM145 137L148 138V140H150V142H151V139H152V138L149 139V136H148V137L145 136ZM2 138H3V137H2ZM2 138H1V139H2ZM4 138H5V137H4ZM30 138H32V136H31ZM30 138H28V140H30ZM51 138L54 139L53 137H50V139H51ZM69 138H71V135L69 136ZM74 138H75V137H74ZM74 138H73V139H74ZM79 138H80V137H78V139H79ZM88 138L91 139V137H88ZM101 138H102V136L100 137V139H101ZM131 138H132V136H131ZM137 138H138V137H137ZM146 138H145V139H146ZM154 138H155V137H154ZM162 138H163V137L161 136V139H162ZM5 139H7V138H5ZM32 139H33V138H32ZM67 139H68V138H67ZM71 139H72V138H71ZM78 139H77V142H76L75 140H72V141L70 140V141H69V139H68L67 141H69V142H73V141H75V142L78 144V141H80L81 138H80L79 140H78ZM90 139H89V140H90ZM100 139H99V140H100ZM107 139H108V138L102 139V140L100 141V143H102L103 140H107ZM141 139H142V138H141ZM7 140L10 141L9 138H8ZM26 140H27V139H26ZM48 140H49V139H48ZM86 140H87V139H86ZM138 140H139V139H137V141H138ZM148 140L146 139V143L144 144V146L142 145L143 148L146 146ZM156 140H157V139H156ZM42 141H43V140H42ZM82 141H83V138H82ZM107 141H108V142H107L106 144L104 143L105 141H103V144L106 145V146H107L108 143L112 142V140L109 142V139H108ZM114 141H115V140H114ZM141 141H142V140H141ZM153 141H154V140H153ZM157 141H158V142H157ZM157 141H156V142L159 143V144L161 145V143H160L161 141H159V138H158ZM162 141H165V142H166V140H164V138H163ZM1 142H2V141H1ZM4 142H6V141H4ZM37 142H38V141H37ZM60 142H61V141H60ZM75 142H74V143H75ZM80 142H81V141H80ZM88 142H91V141H88ZM94 142H95V141H94ZM96 142L98 143V141H96ZM123 142H125V141H123ZM165 142H164V144L162 143V147H163V145H165ZM6 143H7V142H6ZM45 143H47V141H45ZM74 143L71 144V145H74ZM86 143H87V142H86ZM97 143H95V145H96ZM116 143H117V142H115V144H116ZM129 143H130V142H129ZM151 143H152V142H151ZM4 144H5V143H3V145H4ZM42 144H43V143H42ZM47 144H48V143H47ZM63 144H65V143H63ZM67 144H68V143H67ZM77 144H76V145H77ZM80 144H81V143H80ZM98 144H99V143H98ZM118 144H119V143H118ZM122 144H123V143H122ZM132 144H134V143H132ZM159 144H156V145H159ZM176 144H177V143H176ZM51 145H52V144H51ZM85 145H86V144H85ZM91 145H92V142H91ZM99 145H101V144H99ZM99 145H96V146L99 147ZM108 145L111 147L110 144H108ZM112 145H113V143H112ZM124 145H126V144H123V147H124ZM156 145L154 144V147H155V148H156ZM177 145H178V144H177ZM0 146H2V145H0ZM57 146H58V145H57ZM69 146H70V145H69ZM74 146H75V145H74ZM106 146H105V149H104L103 145H102V147L100 146L101 148H103V151H102L103 153H104V150H106L105 152H107V151H109L108 149H111L109 146H108V149H107ZM116 146H117V145H116ZM131 146H132V145H131ZM131 146H129V147H131ZM137 146H138V145H137ZM137 146H135V147L137 148ZM148 146H149V145H147V148H148ZM152 146H153V145H152ZM42 147H43V146H42ZM47 147H48V146H46V149L49 150ZM87 147H88V145H87ZM114 147H115V146H113V148H114ZM118 147H119V146H118ZM118 147H117V148H118ZM132 147H133V146H132ZM154 147H153V148L151 147V148L154 149ZM157 147H158V146H157ZM160 147H161V146H160ZM160 147H158V149H159ZM162 147L160 148V150L162 149ZM50 148H51V147H50ZM60 148H61V147H60ZM70 148H71V147H70ZM101 148H100V151L102 150ZM115 148H116V147H115ZM126 148H128V147H126ZM136 148H134V149H135V150H139V147H138V149H136ZM151 148H150V149L148 148V149H149V150H152ZM163 148H164V147H163ZM172 148H173V147H172ZM21 149H22V148H20V150H21ZM26 149H27V148H26ZM56 149H58V147H57ZM95 149H96L97 151H96ZM145 149H146V148H144V151H145ZM24 150H25V148L23 149V151H24ZM53 150H55V148H54ZM53 150H52V151H53ZM58 150H59V149H58ZM69 150H71V149H69ZM79 150H80V149H79ZM93 150L96 151L97 153H98V151H99L98 148H96V147H94ZM112 150H113V149H112ZM119 150H121V149H119ZM122 150H123V149H122ZM129 150H130V149H129ZM129 150H128V152H129ZM141 150H143V149L141 148L139 151H141ZM160 150H159V151H160ZM167 150H168V149H167ZM172 150H173V149H172ZM172 150L170 149V150H168V151L172 152ZM176 150H177V149H176ZM18 151H19V149H18ZM31 151H32V150H31ZM60 151H61V150H60ZM60 151H59V152H60ZM81 151H82V149H81ZM94 151H93V152H94ZM100 151H99V152H100ZM110 151H111V150H110ZM110 151H109V152H110ZM113 151H114V150H113ZM139 151H138V152H139ZM146 151H147V150H146ZM155 151H157V152L159 153V151H158L157 149H155ZM165 151H166V148H165ZM165 151H164V152H165ZM24 152H26V151H24ZM70 152H71V151H70ZM73 152H74V151H73ZM96 152H94V153H96ZM109 152H108V153H109ZM114 152L117 153V155L120 154V153H124V152H119V151H117V150L114 151ZM132 152H133V149H132ZM151 152H152V151H151ZM157 152H156V154H157ZM160 152H161V151H160ZM27 153H28V151H27ZM32 153H33V151H32ZM32 153H31V154H32ZM126 153H127V151H126ZM143 153H145V152H143ZM143 153H142V154H143ZM149 153H150V152H149ZM162 153H163V151H162ZM162 153H160V154H162ZM167 153H168V152H167ZM167 153H164V154H167ZM172 153H173V152H172ZM176 153H178V152H176ZM17 154H18V153H17ZM19 154H24V155H26L25 153H21V152H19ZM52 154H53V153H52ZM128 154H129V153H128ZM136 154H137V153L134 154V157H135ZM140 154H141V153H140ZM140 154H138L137 156L140 157ZM147 154H148V153H147ZM153 154H154V156H155V152H154V150H153ZM174 154H175V153H174ZM174 154H173V155H174ZM71 155H72V154H71ZM80 155H81V153H80ZM90 155H91V154H90ZM96 155H97V154H96ZM106 155H107V154H106ZM131 155H132V153H131ZM131 155H129V157H128V156H126V157H127V158H130ZM145 155H146V153H145ZM148 155H149V154H148ZM151 155H152V153H150V155L147 156V159H148V157H149V159H150V156H151ZM169 155H170V154H169ZM17 156H18V159H19V155H17ZM37 156H38V155H37ZM82 156H83V155H81V157H82ZM101 156H104V155H101ZM112 156H113V155H112ZM114 156H115V155H114ZM118 156H119V155H118ZM118 156H116V157L118 158ZM120 156H121V155H120ZM123 156H124V155H123ZM142 156H143V155H141V157H142ZM159 156H160V155H159ZM165 156H166V155H165ZM171 156H172V154H171ZM171 156H170V158H171ZM21 157H25V156L21 155ZM30 157H31V156H30ZM30 157H29V158H30ZM105 157H106V156H105ZM105 157H104V158H101V159H105ZM107 157H109V159H107L106 161H109V160H110V156L107 155ZM116 157H114V158H115V161H114V162L117 163L118 160H116ZM132 157H133V156H131V160L134 159V157H133V158H132ZM141 157H140V158H141ZM144 157H145V159H146V156H144ZM152 157H153V156H151V159H150L151 161H152ZM155 157H156V162L158 163V161H159V160L157 161V157H158V156H155ZM166 157L169 158L168 156H166ZM172 157H173V156H172ZM15 158H16V157H15ZM50 158H51V157H50ZM72 158H73V157H72ZM79 158H80V157H79ZM87 158H88V156H87ZM95 158H97V157H95ZM137 158H138V157H137ZM137 158L135 157L136 160H138ZM140 158H139V160H140ZM142 158H143V157H142ZM153 158H154V157H153ZM159 158H160V157H159ZM161 158H163V157H161ZM170 158H169L170 161H168V162H166L167 159L164 158V160L166 159L165 162H166V163H170V162H171V159H172V158H171V159H170ZM27 159H28V158H27ZM36 159H38V158H36ZM54 159H55V158H54ZM67 159H69V158H67ZM74 159H75V158H74ZM77 159H78V158H77ZM112 159H113V158H112ZM112 159H111V160H112ZM135 159H134V160H135ZM154 159H155V158H154ZM173 159H174V160H177V162H178V159H177V158H176V159L173 158ZM173 159H172V160H173ZM79 160H81V158H80ZM90 160H91V159H90ZM143 160H144V159H143ZM164 160L162 159V161H164ZM17 161H19V160H17ZM30 161H31V160H28V163H29ZM36 161H37V160H36ZM36 161H35V162H36ZM50 161H51V160H50ZM55 161H57V160H55ZM59 161H60V160H59ZM61 161H62V160H61ZM70 161H71V159H70ZM96 161H97V160H96ZM96 161H95V162H96ZM98 161H99V160H98ZM103 161L105 162V160H103ZM103 161H102V162H99V165H100V163H101V165H102V164L104 163ZM151 161L147 160L146 162H151ZM162 161L159 162L158 165H159L160 163H162ZM37 162H40V161H37ZM84 162H86V163H83V166H84L85 164H87V161H84ZM109 162H110V161H109ZM139 162H140V161H139ZM139 162H138V163H139ZM146 162H145V163H146ZM172 162H173V161H172ZM179 162H180V161H179ZM42 163H43V162H42ZM111 163H112V162H111ZM141 163H143V161H142ZM23 164H24V163H23ZM23 164H22V165H23ZM47 164H48V163H47ZM47 164H45V165H47ZM50 164H52V163H50ZM79 164H80V163H79ZM176 164L179 165L178 163H176ZM3 165H4V167H5V164H3ZM6 165H7V164H6ZM20 165H21V164H20ZM24 165H25V164H24ZM24 165H23V166H24ZM38 165H39V164H38ZM104 165H105V167H106V165H110V163H108V164H105V163H104ZM104 165H103L102 167H104ZM112 165H113V164H112ZM112 165H111V168H112ZM173 165H174V164H173ZM11 166H12V165H11ZM13 166L15 167V165H13ZM36 166H37V165H36ZM80 166H81V165H80ZM115 166L117 167L116 164H115ZM160 166H161V164H160ZM162 166H163V165H162ZM162 166L160 167L161 169H162ZM4 167H2V169H3ZM7 167H8V166H7ZM93 167H95V166H93ZM109 167H110V166H109ZM113 167H114V165H113ZM157 167H158V166H157ZM157 167H156V169L159 168V167H158V168H157ZM5 168H6V167H5ZM20 168H21V167H20ZM41 168H42V167H41ZM74 168H76V167H74ZM80 168H81V167H80ZM99 168H101V167L99 166ZM106 168H108V167H106ZM111 168H110V169H111ZM117 168H118V169H117ZM117 168H116L117 170H116V169H114V170H113V169H112V170H109V171H114L113 173H111V172L108 171V173H109V174H108V179H110V178L113 176V174L115 173V170H116V171H119V168H120V167H117ZM2 169H1V171H2ZM7 169H9V168H7ZM23 169H24V168H23ZM50 169H51V167H50ZM66 169H67V168H66ZM77 169H78V167H77ZM82 169H83V168H81V170H82ZM84 169H86V168H84ZM84 169H83V170H84ZM88 169H91V170H92V168H88ZM96 169H97V171L101 170V169L98 170L97 166H96ZM154 169H155V168H154ZM169 169H170V168H169ZM169 169L167 168V169H165V170H166V171H167V170L169 171ZM172 169H173V168H172ZM172 169H170V171H173ZM174 169H176V168H174ZM177 169H178V168H177ZM10 170H11V167H10ZM13 170H14V168H13ZM21 170H22V169H21ZM72 170L74 171L75 169L72 168ZM72 170H71V171H72ZM81 170H79V171H81ZM106 170H108V169H106ZM165 170H163V171L165 172V173L163 174V176H165V174H168V173L170 172V171H169V172L167 171L168 173H166ZM178 170H179V169H178ZM3 171H4V169H3ZM77 171H78V170H77ZM79 171H78V172H79ZM103 171H104V170H103ZM103 171H102V173H103ZM152 171H153V170H152ZM159 171H160V170H159ZM161 171H162V170H161ZM161 171H160V172H161ZM8 172H9V171H8ZM12 172H13V171H12ZM17 172H18V170H17ZM35 172H36V171H35ZM40 172H41V171H40ZM68 172H69V171H68ZM74 172L76 173V170H75ZM82 172H84V171H82ZM82 172H81V174H82ZM85 172H86V170H85ZM85 172H84V173H85ZM87 172H88V171H87ZM89 172H91V171L89 170ZM92 172H93V171H92ZM104 172H106V171H104ZM128 172H129V171H128ZM157 172H158V171H156V173H157ZM160 172H159V174H160ZM173 172H174V171H173ZM4 173H5V172H4ZM6 173H7V172H6ZM14 173H16V171H14ZM19 173H21V172H19ZM41 173H43V172H41ZM51 173H52V172H51ZM93 173H94V174H93ZM93 173H92V175L94 176V175H95V172H93ZM102 173H101V174H102ZM130 173H131V172H130ZM162 173H163V172H162ZM171 173H172V172H171ZM44 174H45V173H44ZM77 174H78V173H77ZM81 174H80V175H81ZM111 174H112V175H111ZM127 174H128V173H127ZM172 174H173V173H172ZM180 174H181V173H180ZM71 175H72V174H71ZM88 175H89V173H88ZM92 175L89 176V177H87V178L89 179V181H90V178L92 179V177H93ZM96 175H97V174H96ZM106 175H107V172H106ZM116 175H118V176L121 175L120 171H119L118 174H117V172H116V173H115V176H116ZM161 175H162V174H161ZM173 175H174V174H173ZM182 175H184V174H182ZM2 176H3V175H2ZM4 176H6V174H5ZM8 176H9V175H8ZM8 176H7V177H8ZM31 176H32V175H31ZM37 176H38V175H37ZM74 176H77V175L74 174ZM82 176H83V175H82ZM86 176H87V175H86ZM110 176H111V177H110ZM163 176H161V177H163ZM166 176H167V175H166ZM166 176H165V177H166ZM83 177H85V176H83ZM83 177H82V178H83ZM100 177H103V176H100ZM100 177H99V178H100ZM109 177H110V178H109ZM124 177H125V176H124ZM146 177H147V176H146ZM159 177H160V176H159ZM165 177L162 178V179H164V180H163L164 182H165V179H167V177H166V178H165ZM169 177H170V176H169ZM174 177H175V176H174ZM176 177H177V175H176ZM54 178L56 179V177H54ZM78 178H79V177H78ZM80 178H81V177H80ZM93 178H94V177H93ZM117 178H119V177H117ZM13 179H14V178H13ZM52 179H53V178H52ZM88 179H87V180H88ZM101 179H102V178H101ZM103 179H104V178H103ZM124 179H125V178H124ZM162 179H160V180H162ZM168 179H169V178H168ZM218 179H219V178H217V180H218ZM85 180H86V179H84V181H85ZM105 180H107V179H105ZM113 180H114V179H113ZM113 180H110V182H111V181L113 182ZM134 180H135V179H134ZM134 180H133V181H134ZM141 180H142V179H141ZM149 180H150V179H149ZM160 180H159V181H160ZM174 180H175V179H174ZM179 180H180V179H179ZM215 180H216V179H215ZM223 180H224V179H223ZM16 181H17V180H16ZM44 181H46V180H44ZM71 181H72V180H71ZM82 181H83V179H82ZM84 181H83V182H84ZM96 181H97V179H96L95 181L93 180V182H96ZM99 181H101V180L99 179ZM107 181H108V180H107ZM114 181H115L114 183H116V180H114ZM125 181H126V180H125ZM156 181H157V180H156ZM163 181H160V183L162 184ZM219 181H220V183H221L222 180H219ZM225 181L227 182V179L224 180V182H225ZM14 182H15V181H14ZM39 182H40V181H39ZM67 182H68V181H66V183H67ZM91 182H92V180L90 181V183H91ZM97 182H98V181H97ZM119 182H120V181H119ZM119 182L116 183V185L118 184L117 186H116L115 184H113V186L115 185L114 188H117L120 184L124 183V180H123L122 183H119ZM180 182H182V181H180ZM187 182H188V181H187ZM17 183H18V181H17ZM46 183H47V182H46ZM69 183H70V182H69ZM100 183H101V182H98V186H99ZM107 183H109V182H107ZM133 183H134V182H133ZM139 183H140V182H139ZM168 183H169V182H168ZM168 183L165 182L164 184H168ZM170 183H172V181H171ZM170 183H169L170 186H168V187H171L172 184H170ZM216 183H217V181H216ZM216 183H215V184H216ZM227 183H228V182H227ZM6 184H7V183H6ZM22 184H23V183H22ZM31 184H32V182H31ZM39 184H40V183H39ZM47 184H48V183H47ZM47 184H46V186H47ZM86 184H88V183H86ZM86 184L84 183L85 186H86ZM92 184H95V183H91V184H90V185H91V188H92ZM104 184H105V183H104ZM109 184H110V183H109ZM125 184H126V183H125ZM128 184H129V183H128ZM164 184H163V185H164ZM179 184H180V183H179ZM191 184H192V183L187 184V185H191ZM12 185H13V184H12ZM49 185H51V184H49ZM81 185H82V184H81ZM159 185H160V184H159ZM176 185H177V183H176ZM193 185H194V184H193ZM195 185H196V184H195ZM14 186H15V185L10 186V188H11V187L14 188ZM20 186H22V185H20ZM28 186H29V185H28ZM32 186H33V184H32ZM78 186H79V185H78ZM93 186H94V188H95V186H97V185H93ZM108 186H109V188H110V186H112V185H108ZM108 186H107V187H108ZM113 186H112V187H113ZM174 186H175V185H173V187H174ZM179 186H180V185H179ZM182 186H183V185H182ZM212 186H214V185H212ZM215 186H216V185H215ZM219 186H220V184H219ZM222 186H223V184L221 185V187H222ZM226 186H227V185H226ZM226 186H224V187L226 188ZM229 186H230V185H229ZM5 187H7V185H6ZM54 187H55V189H56V186H54ZM104 187H106V186H104ZM104 187H103V188L101 187V188L104 189ZM112 187H111V188H112ZM119 187H121L122 190H121V188H117V191L120 190L121 192H123L124 190H123L122 185L119 186ZM124 187H125V186H124ZM135 187H136V186H135ZM160 187H163V186H160ZM175 187H176V186H175ZM175 187H174V188H175ZM194 187H195V186H194ZM224 187H222V188L224 189ZM227 187H228V186H227ZM231 187H233V186H231ZM2 188H4V186H2ZM19 188H20V187H19ZM28 188H29V187H28ZM30 188H31V187H30ZM34 188H35V187H34ZM51 188H52V187H51ZM85 188H86V187H85ZM85 188H84V189H85ZM88 188H89V186H88ZM88 188H87L86 190H88ZM91 188H90V189H91ZM94 188L92 189L93 191H95V189H96V188H95V189H94ZM97 188H98V187H97ZM109 188H108V189H109ZM150 188L152 189V187H150ZM166 188H167V187H166ZM166 188H164V191L166 190ZM171 188H172V187H171ZM187 188H188V186H187ZM207 188H209V187H207ZM213 188H216V187H213ZM222 188H221V189H222ZM16 189H17V187L15 186V189H14V190H16ZM20 189H21V188H20ZM26 189H27V188H26ZM52 189H53V188H52ZM65 189H66V188H65ZM77 189H78V187H77ZM84 189H83V190H84ZM106 189H107V188H106ZM108 189H107V190H108ZM127 189H129V186L127 187ZM130 189H131V188H130ZM138 189H139V187H138ZM167 189H168V188H167ZM176 189H177V187H176ZM178 189L181 190L182 188H178ZM216 189H217V188H216ZM221 189H220V191H221ZM7 190H8V188H7ZM24 190H25V187H24ZM27 190H28V189H27ZM35 190H36V189H35ZM35 190H34V192H35ZM50 190H51V189H50ZM50 190H48V191H50ZM92 190L89 191V192H91L90 194L94 193V194L96 195V193H95V192H92ZM98 190H100V189H97L96 192H97ZM104 190H105V189H104ZM113 190H115V189H113ZM171 190H173V189H171ZM183 190H185V187L183 188ZM188 190H190V189H188ZM188 190H187V191H188ZM202 190H203V189H202ZM208 190H209V189H208ZM218 190H219V188H218ZM224 190H225V189H224ZM224 190L221 191V192L223 193ZM227 190H228V189H227ZM16 191H17V190H16ZM21 191H22V190H21ZM21 191H19V192H21ZM40 191H41V190H40ZM67 191H68V190H67ZM71 191H72V188H71ZM74 191H75V190H74ZM84 191H85V190H84ZM84 191H82V192H83V195H85V194H84ZM109 191H110V192H109ZM109 191H108L109 193H107V194L110 196L112 190H109ZM128 191H130V190H128ZM128 191H127V192H128ZM132 191H133V190H132ZM132 191H131V192H132ZM160 191H162V190H160ZM164 191H162L161 193L163 194ZM169 191H170V190H168V192H169ZM176 191H177V190H175L174 192H176ZM195 191H196V190H195ZM203 191H205V189H204ZM216 191H217V190H216ZM9 192H10V193H9ZM9 192H6V193H8V196L10 197V195H11L12 192H11V191H9ZM14 192H15V191H14ZM28 192H29V191H28ZM43 192H44V191H43ZM85 192H86V194L89 196V192H88V191H85ZM102 192L104 193V191H102ZM102 192L99 191L100 194H102ZM113 192H114V191H113ZM118 192H119V191H118ZM124 192H126V190H125ZM147 192H148V191H147ZM149 192H150V191H149ZM170 192L173 193L172 191H170ZM170 192H169V193H170ZM177 192H178V191H177ZM181 192L183 193V191H181ZM198 192H202V191H198ZM217 192H218V191H217ZM217 192H216V193H217ZM221 192L218 193V194H219V195H220V194L223 195L224 193H229L230 191H229V190H228V192L225 191L223 194H222ZM235 192H236V191H234V194H233V195H235ZM6 193H4V195H5ZM15 193H17V195H19L18 192H15ZM35 193H37V191H36ZM45 193H46V192H45ZM61 193H62V192H60V194H61ZM69 193H70V191H69ZM73 193H74V192H73ZM73 193H72V194H73ZM114 193H116V192H114ZM159 193H160V192H159ZM169 193H168V194H169ZM187 193H188V192H187ZM187 193H186V194H187ZM189 193H190V195H192V194H191V191H190ZM213 193H214V192H213ZM238 193H239V192H238ZM238 193H236V194L238 195ZM9 194H10V195H9ZM12 194H14V193H12ZM27 194H28V193H27ZM30 194H31V192H30ZM30 194H29V195H30ZM37 194H38V193H37ZM146 194H147V193H146ZM164 194H165V193H164ZM166 194H167V193H166ZM166 194H165V195H166ZM178 194H179V192H178ZM178 194H177V196H179ZM229 194H230V193H229ZM17 195H16V196H17ZM24 195H26L25 192H24ZM73 195H74V194H73ZM73 195H71V196H72L73 198H75ZM92 195H93V194H92ZM92 195H91V196H92ZM119 195H120V194H119ZM127 195H128V194H127ZM143 195H144V194H143ZM154 195H155V194H154ZM157 195H158V194H157ZM170 195H171V194H170ZM170 195H169V196L166 195V196L171 197L172 195H175V194H172L171 196H170ZM180 195H181V194H180ZM193 195H194V194H193ZM209 195H210V194H209ZM227 195H228V194H227ZM239 195H241V194H239ZM13 196L15 197V195H13ZM19 196H20V195H19ZM21 196H22V195H21ZM27 196H28V195H27ZM30 196H31V195H30ZM88 196H87V197H88ZM104 196H105V198L107 197V196L105 195V193H104ZM109 196H108V197H109ZM114 196L117 197L118 195H114ZM120 196H121V198H122V200H123L124 196H123V195H120ZM122 196H123V197H122ZM163 196H164V195H163ZM163 196H162V197H163ZM177 196H174V197L176 198ZM184 196H186V198H187L188 195H185V194H184ZM224 196H226V195L224 194ZM241 196H242V195H241ZM241 196H240V197H241ZM11 197H12V196H11ZM63 197H64V198H65V197L67 198V195L64 194ZM87 197H86V198H87ZM108 197H107V199H108ZM129 197H130V200H131L132 197L134 198L133 195H132V197H131V196H129ZM150 197H151V196H150ZM160 197H161V195H160ZM160 197H157V198H160ZM168 197H167V198H168ZM194 197H195V199H196V197H197L198 199L201 198L200 196L198 197V196H196V195H195ZM218 197H219V196H218ZM232 197H233V196L231 195V198H232ZM234 197H235V196H234ZM245 197H246V195H245ZM3 198H6V197H2V199H3ZM7 198H8V197H7ZM7 198H6V199H7ZM23 198H24V197H22V198L19 197L20 200H21V199L23 200ZM33 198H34V196H33ZM59 198H60V197H59ZM66 198H65V199H66ZM69 198H70V194H69ZM69 198H68V200L71 199V198H70V199H69ZM111 198H112V197H111ZM111 198H110V199H111ZM117 198H118V197H117ZM121 198H119V199H121ZM135 198H136V197H135ZM143 198H145V197H143ZM151 198H152V197H151ZM151 198L148 199V198L146 197L145 200H146V199H147L148 201H149V200H152ZM163 198H164V197H163ZM180 198H182V197H180ZM180 198H179V199H180ZM189 198H190V196H189ZM236 198H237V197H236ZM236 198H235V200H236ZM12 199H13V197H12ZM17 199H18V198H17ZM19 199H18V200H19ZM24 199L26 200L27 197L24 198ZM110 199H109V200H110ZM115 199H116V198H115ZM125 199L128 200V197L125 198ZM154 199H156V198H154ZM161 199H162V198H161ZM161 199H160V200H161ZM165 199H166V198L162 199V202H161V203H163V205H164V203H165V202H163V200H165ZM168 199H169V200L166 199V200L168 201V203H169V201H171V200H173V202H177L176 200H178V199H175V201H174V199H171V198H168ZM170 199H171V200H170ZM191 199L194 200L193 197H191L190 200H191ZM203 199H205V198H203ZM203 199H202V200H203ZM215 199H218V198H215ZM245 199H246V198H244V200H245ZM14 200H15V198H14ZM22 200H21L20 202H23V201H24V200H23V201H22ZM36 200H40V199H39V196H38V198H37ZM36 200H32V201H36ZM58 200H59V199H58ZM58 200H57L56 202H58ZM61 200H62V199H61ZM63 200H64V199H63ZM72 200H73V199H72ZM72 200H71V201H72ZM84 200L86 201L85 197H84ZM111 200H114V199L112 198ZM116 200H118V199H116ZM116 200H115V201H116ZM122 200H121V201H122ZM130 200H128V201H130ZM132 200L134 201V199H132ZM160 200H159V201H160ZM190 200L187 199L188 202H190ZM209 200L211 201V203H212V201L214 202V200H213V199L211 200V198H210ZM219 200H220V197H219ZM223 200H225V199H223ZM232 200H233V198H232ZM240 200H241V203H242V200H243V199L240 198ZM244 200H243V201H244ZM27 201H28V200H26V202H27ZM66 201H67V200H66ZM85 201H84V202H85ZM118 201H119V200H118ZM133 201H131L132 204H133L134 202H136V200H135L134 202H133ZM137 201H139V200H137ZM159 201H158V202H159ZM194 201L197 202V199L194 200ZM200 201H201V200H200ZM203 201H204V200H203ZM207 201H208V199H207ZM221 201H222V200H221ZM221 201H218V203L221 202ZM10 202H11V200H10ZM37 202H39V201H37ZM37 202H36V203H37ZM64 202H65V201H64ZM104 202H106V200H104ZM107 202H109V201L107 200ZM150 202H151V201H150ZM158 202H157V203H158ZM171 202H172V201H171ZM171 202H170V203H171ZM192 202H193V201H191L190 204H189V205H192V208L190 207V208H189V211H190V210H191V211L194 210L193 205H196V203L193 204ZM208 202H209V201H208ZM234 202H235V201H234ZM237 202H238V200H237ZM239 202H240V201H239ZM12 203H13V200H12ZM12 203L10 204L11 207L13 206ZM14 203H15V202H14ZM24 203H25V202H24ZM33 203H34V202H33ZM33 203H32V206H33ZM74 203H75V202H73V205H74ZM102 203H103V202H102ZM110 203H111V202L107 203V205L105 204L106 207L108 206V204H109V206H111ZM115 203L117 204V201H116ZM141 203H142V202H140V204H141ZM170 203H169L168 205H166L167 203H165V206H169V205L171 206ZM191 203H192V204H191ZM197 203H198V202H197ZM199 203H200V202H199ZM199 203H198V204H199ZM227 203H229V201H228ZM227 203H226V200H225V204L228 206ZM232 203H233V202H232ZM1 204H2V203H1ZM18 204H19V202H18ZM26 204H27V203H26ZM26 204L24 205V207L26 206ZM29 204H31V203H29ZM29 204H28V205H29ZM39 204H40V203H39ZM64 204H65V205H68L69 203L66 204V202H65ZM64 204L61 205V206H64ZM81 204H82V203H81ZM81 204H80V205H81ZM87 204H88V203H87ZM138 204H139V203H138ZM144 204H145V203H144ZM177 204H178V203H177ZM205 204H207V203L205 202ZM208 204H210V203H208ZM212 204L215 206V205L217 204V200H216V203L214 202V203H212ZM243 204H244V203H243ZM249 204H250V203H249ZM34 205H35V204H34ZM56 205H57V203H56ZM77 205H78V204H77ZM82 205H83V204H82ZM118 205H119V202H118L117 205L114 204L113 207L118 206ZM134 205H135V203H134ZM142 205H143V203L141 204V206L139 205V206H140L139 208H140V209L142 208V211L144 212V210H143V207H144V206L142 207ZM184 205H185V204H184ZM202 205H203V204H202ZM202 205H201V206H202ZM231 205H233V204H231ZM231 205H230V203H229V206H231ZM236 205H237V203H236ZM240 205H242V204H240ZM15 206H16V204H15ZM17 206H18V205H17ZM32 206L30 205L29 210H30L31 208L33 209V208L37 207V206H35V207H32ZM57 206L59 207V203H58ZM57 206H56V207H57ZM84 206H86V204H85ZM103 206H104V205L102 204L101 209H102ZM136 206H137V204H136ZM152 206H153V205H152ZM170 206H169V208H172V207H173V206H172V207H170ZM174 206H175V205H174ZM196 206H197V205H196ZM216 206H218V205H216ZM216 206H215V207H216ZM222 206H223L222 204H221V206H220V204H219V208L222 207ZM251 206H252V204H251ZM13 207H14V206H13ZM18 207H20V205H19ZM27 207H28V206H27ZM75 207H76V206H75ZM99 207H100V206H99ZM99 207H98V208H99ZM104 207H105V206H104ZM106 207H105V208H106ZM132 207H133V206H132ZM146 207H147V206H146ZM154 207H155V206H154ZM177 207H178V206H177ZM186 207H187V206H186ZM197 207H198V206H197ZM197 207H195V209H196ZM202 207L204 208V206H202ZM202 207L199 208V209L197 208L196 210H198V212H199L200 209L203 211ZM205 207H206V210H204V211H208L207 209H208L209 207H211V206H208V208H207V205H206ZM223 207H224V206H223ZM233 207H234V206H233ZM245 207H246V205H245ZM245 207H244V209H245V211H247ZM9 208H10V207H9ZM15 208H16V207H15ZM64 208H67V207L65 206ZM69 208H71V206H70ZM76 208H77V207H76ZM78 208H79V207H78ZM83 208L85 209V207H83ZM83 208H82V206H81V209H83ZM86 208H88V207L86 206ZM105 208H104V209H105ZM108 208H109V210H110L109 213H111L110 216L113 215L112 217H113V219H114V215H116V214H114V213L112 214L110 207H108ZM115 208H116V210H117L118 207H115ZM119 208H121V207H119ZM148 208H149V205H148ZM148 208H147V209H148ZM151 208H152V207H151ZM165 208L167 209V207H165ZM211 208H212V207H211ZM211 208H210V209H211ZM224 208H225V207H224ZM248 208H249V207H248ZM252 208H253V206H252ZM22 209H23V208H22ZM27 209H28V208H27ZM93 209H94V208H92V212L95 211V213H96V210H93ZM96 209H97V208H96ZM99 209H100V208H99ZM99 209L97 210V212L99 211ZM101 209H100V212L102 211ZM134 209H135V207H134ZM140 209L137 210V207H136L135 210H137V212H136L137 214H138V213L140 214ZM144 209H145V211H148V210H149V209L146 210V208H144ZM154 209H158V208H154ZM162 209H163V208H162ZM162 209H161V210H162ZM172 209L174 210L175 208H172ZM184 209H187V208H184ZM184 209H183V210H184ZM212 209L215 210L214 208H212ZM217 209H218V208H217ZM237 209H238V208H237ZM240 209H241V207H240ZM260 209H262V208H260ZM1 210H2V209H1ZM33 210H35V209H33ZM33 210H32L31 212H33ZM109 210H107V211H109ZM112 210H113V208H112ZM131 210L134 211L133 208H132ZM150 210H151V209H150ZM152 210H153V209H152ZM152 210H151V211H152ZM163 210H165V209H163ZM179 210H180V208H179ZM201 210H200V213H201ZM220 210H221V208H220ZM222 210L225 211L226 209H222ZM230 210H231V207H230ZM241 210H242V209H241ZM251 210H252V209H251ZM12 211H13V210H12ZM138 211H139V212H138ZM142 211H141V213H143ZM151 211H150V213H151ZM155 211H156V210H155ZM166 211H167V210H166ZM185 211H186V210H185ZM191 211H190V212H191ZM194 211H195V210H194ZM194 211H192L191 214H193ZM227 211H228V210H226L225 212H227ZM252 211H253V210H252ZM5 212H6V211H5ZM31 212H30V213H31ZM34 212H35V211H34ZM105 212H106V211H105ZM113 212H115V210H114ZM126 212L128 213V211H126ZM129 212H130V211H129ZM157 212L159 213V210H158ZM161 212H162V211H160V213H161ZM167 212H168V211H167ZM167 212H166V213H167ZM181 212H183V211H181ZM181 212H180V213H181ZM187 212H188V210H187ZM190 212H189V213H190ZM196 212H197V211H196ZM198 212L195 213V217H193V220H194V221H195L194 218H196V214L199 215ZM211 212H212V210H211ZM216 212H217V211H216ZM216 212H215L214 215H216ZM220 212H221V211H220ZM225 212H224V213H225ZM229 212H230V211H229ZM237 212H238V210H237ZM247 212H248V211H247ZM253 212H254V211H253ZM12 213H13V212H12ZM12 213H11V214H12ZM35 213H37V212H35ZM43 213H45V212H43ZM46 213H47V212H46ZM46 213H45V214H46ZM63 213H64V212H63ZM85 213H86V212H85ZM115 213H118V212H115ZM119 213H120V212H119ZM154 213H155V212H154ZM189 213H187V214H189ZM217 213H218V212H217ZM222 213H223V211H222ZM222 213H221V216H222ZM224 213H223V214H224ZM231 213H233V212H231ZM238 213H243V212L241 211V212H238ZM13 214H14V213H13ZM31 214H33V213H31ZM31 214H30V215H31ZM48 214H49V213H48ZM48 214H46V215H48ZM86 214H87V213H86ZM91 214H92V213H90V215H91ZM98 214H99V213H98ZM98 214H97L98 217H96V218H99V215H100V214H99V215H98ZM102 214H103V212H102ZM129 214H131V212H130ZM144 214H145V213H144ZM146 214L149 215V212H148V213L146 212ZM146 214H145V216H146ZM168 214H169V213H167V214H165V215H168ZM212 214H213V213H212ZM226 214H230V213H225V215H226ZM235 214H236V213H235ZM243 214H245V216H241V217L245 218L249 213L247 214V213L245 212V213H243ZM246 214H247V215H246ZM259 214H260V213H259ZM16 215H17V214H16ZM35 215H37V214H35ZM38 215H39V214H38ZM42 215H43V214H42ZM105 215H108V213L105 214ZM118 215H119V214H118ZM134 215H135V214H134ZM140 215H141V214H140ZM148 215H147V217H149L151 214H150L149 216H148ZM159 215H160V214H159ZM205 215H206V214H205ZM232 215H234V214H230V216H232ZM239 215H242V214H239ZM254 215H255V214H254ZM33 216H34V215H33ZM51 216H52V218H53V215H51ZM54 216L56 217V215H54ZM57 216H58V215H57ZM81 216H82L83 218H85L83 215H81ZM101 216H102V215H101ZM121 216H123V215H121ZM129 216H132V215H128L127 218H128ZM154 216H155V215L153 214V217H154ZM186 216H188V215H186ZM193 216H194V214H193ZM200 216H201V215H200ZM200 216H198V217H200ZM208 216H209V215H208ZM208 216H207V218H208ZM212 216H213V215H212ZM216 216H217V215H216ZM216 216H215V217H216ZM221 216L219 215V217H221ZM227 216H228V215H227ZM249 216H250L249 218L251 219V216H252V215H249ZM13 217L15 218V215H14ZM23 217H24V215H23ZM36 217H37V216H36ZM36 217H35V218H36ZM40 217H41V216H40ZM45 217H49V216H45ZM55 217H54L53 219H56ZM60 217H61V216H60ZM89 217H90V218L86 217L85 219H88V220L90 219V220H91L92 215L89 216ZM123 217H124V216H123ZM138 217H140V216L138 215ZM141 217H143V215H141ZM151 217H152V215H151ZM151 217H150V218H151ZM157 217H159V216L156 215V218H157ZM161 217H163V216H160V218H157V220H158V219H162ZM164 217H165V216H164ZM166 217H167V216H166ZM169 217H171V215H169ZM190 217H191V216H190ZM190 217H189V218H190ZM198 217H197V218H198ZM203 217H204V216H203ZM222 217H223V216H222ZM222 217H221V218H222ZM228 217H229V216H228ZM247 217H248V216H247ZM256 217H257V216H255V218H256ZM14 218H13V219H14ZM17 218H18V217H17ZM32 218H33V217H32ZM35 218H34V220L32 219L33 221H32V220H31V221H32V222H34V221H35V222L38 221V220H37L38 218H37L36 220H35ZM52 218H51V221H50V220H48V221H50V222L53 221V222H54V220H53ZM92 218H93V217H92ZM96 218H94V220H93V221H95V222L92 223V222L90 221V222L92 223V226H91L92 228H90V229H93V227L97 226V225H95L96 221L98 220V219L95 220ZM101 218H102V217H101ZM104 218H105V219H108V218H109V215H108V218L105 217V216H104ZM104 218H102V221H103ZM117 218H118V217H117ZM167 218H168V217H167ZM167 218H166V219H167ZM172 218H173V216H172L170 219H172ZM189 218H188V219H189ZM201 218H202V217H201ZM213 218H214V216H213ZM217 218H218V217H217ZM239 218H240V217H239ZM10 219H11V218H10ZM15 219H16V218H15ZM20 219H21V218H20ZM60 219H62V218H60ZM71 219H72V217H71ZM71 219H70V221H71ZM81 219H82V218H79L78 221L81 220ZM99 219H100V218H99ZM109 219H112V218H109ZM141 219H146V217H145V218L143 217V218H141ZM148 219H149V218H148ZM148 219L145 220V221H150L152 218L149 219V220H148ZM166 219H165V220H166ZM168 219H169V218H168ZM174 219L179 220L177 217L175 218V216H174ZM214 219H215V218H214ZM223 219H224V218H223ZM234 219H235V218H234ZM41 220H43V219H41ZM41 220H40V221H41ZM68 220H69V219H68ZM68 220H66V224H67ZM118 220H119V219H118ZM128 220H130V219H128ZM135 220H136V218H135ZM190 220L192 221V219H190ZM198 220H200V219H198ZM226 220H228V219H226ZM230 220H231V219H230ZM251 220H252V219H251ZM12 221H13V220H12ZM14 221H15V220H14ZM19 221H20V220H19ZM64 221H65V220H64ZM85 221H86V220H85ZM98 221H101V219L98 220ZM110 221H112V220H110ZM126 221H127V220H126ZM141 221H142V220H141ZM151 221H152V220H151ZM159 221H160V220H159ZM187 221H188V220H187ZM196 221H197V219H196ZM232 221H233V220H232ZM9 222H10V221H9ZM29 222H30V220H29ZM41 222L44 223V224L46 223V222H43V221H41ZM55 222H57V223H55V224L57 225L60 221H58V220L56 221V220H55ZM79 222H80V221H79ZM81 222H82V221H81ZM87 222H88V221H87ZM103 222H104V221H103ZM105 222H106V220H105ZM105 222H104V225H105L106 223H108L109 220H107L106 223H105ZM113 222H115V221H113ZM113 222H111V223H113ZM116 222H117V221H116ZM119 222H120V221H119ZM129 222H131V220L128 221L127 224H125V225L128 226V223H129ZM136 222H137V221H136ZM154 222H155V225H156V222H158V221H156V219H155ZM166 222H168V223L170 222V225H171L172 222H174V220H171V221H170V220H167ZM189 222H190V221H189ZM203 222H204V221H203ZM224 222H225V221H224ZM240 222L242 223L243 221H240ZM244 222L247 223V220L244 221ZM251 222H252V221H251ZM11 223H15V222H11ZM30 223H31V222H30ZM37 223H39V221L36 222V224H34V225H37ZM42 223H41V224H42ZM61 223H62V221H61ZM63 223H64V222H63ZM63 223H62V224H63ZM73 223H74V222H73ZM73 223H72V224H73ZM158 223H159V222H158ZM179 223H180V222H178V224H179ZM195 223H196L195 226H197V222H195ZM211 223H212V220H211ZM232 223H233V222H232ZM246 223H245V224H246ZM253 223H254V220H253ZM255 223H256L257 226L260 224V223L258 224L257 222H255ZM255 223H254V224H255ZM41 224H40V226L43 225V224H42V225H41ZM55 224H54V225H55ZM59 224H60V223H59ZM59 224H58V227L61 228V226H59ZM64 224H65V223H64ZM69 224H70V222H69ZM82 224H83V223H82ZM89 224H90V223H89ZM89 224H88V226H89ZM93 224H94L95 226H94ZM96 224H98V225L101 224V225H102L103 223H102V222H99V223L97 222ZM114 224H115V223H114ZM114 224H113V225H114ZM135 224H136V223H135ZM140 224H142V223L140 222ZM140 224H139V225H140ZM150 224H152V223H150ZM164 224H165V223H164ZM176 224H177V223H176ZM192 224H193V223H192ZM212 224H213V223H212ZM226 224H227V221H226ZM247 224H249V223H247ZM251 224H252V223H251ZM261 224H264V223H261ZM15 225H16V224H15ZM15 225H14V226H15ZM17 225H18V224H17ZM19 225H20V224H19ZM25 225H26V224H25ZM30 225H31V224H30ZM34 225H32V228H33ZM54 225H53V226H54ZM60 225H61V224H60ZM77 225H79V224H77ZM110 225H111V224H110ZM132 225H133V224H132ZM137 225H138V223H137ZM143 225H144V224H143ZM148 225H149V224L147 223V227H148ZM166 225H167V223H166ZM181 225H182V224H181ZM215 225H216V224H215ZM215 225H214V226H215ZM256 225H254V226H256ZM0 226H1V224H0ZM8 226H9V225H8ZM12 226H13V225H12ZM23 226H24V224H23ZM40 226H39V227H40ZM50 226H51V225H50ZM50 226H46V228H47V227L50 228ZM62 226H63V225H62ZM83 226H84V225H83ZM83 226L81 225V227H83ZM99 226H100V225H99ZM99 226H98V227H99ZM106 226H107V225H106ZM121 226H122V225H121ZM130 226H131V225H130ZM159 226H160V230H161V232H162L163 230L161 229V225H159ZM159 226H158V227H159ZM173 226H174V225H172V227H173ZM190 226H191V225H190ZM195 226H192V227H195ZM220 226H222V225H220ZM220 226L218 227V225H217L218 228H220ZM231 226H232V225H231ZM257 226H256V228H255V227H252V226H247V229H248V227L255 228V230L253 229V230L255 231V233H254V237H255V235H257V236H261V235H262V233H261V235H260L259 233H258L259 235L257 234V232H258V230H257ZM262 226H264V225H262ZM3 227H4V226H3ZM39 227H38V228H39ZM44 227H45V225H44ZM67 227H68V226H67ZM78 227L80 228V226H78ZM98 227H97V228H98ZM102 227H103V226H102ZM107 227H108V226H107ZM114 227H115V226H114ZM116 227L118 228V227H120V225H119V226H116ZM122 227H123V226H122ZM128 227H129V226H128ZM131 227H132V229H134V228H133L134 226H131ZM131 227H130V229H131ZM135 227H136V226H135ZM137 227H138V226H137ZM140 227L142 228V225H141ZM151 227H152V225H151ZM153 227H154V226H153ZM153 227H152V228H153ZM155 227H156V226H155ZM164 227H165V226H164ZM166 227H167V226H166ZM166 227H165V228H166ZM169 227H171V226H169ZM184 227H185V226H183V228H184ZM187 227H189V226L187 225ZM197 227H200V225L197 226ZM202 227H204V226H202ZM7 228H8V227H7ZM29 228H30V226H29ZM36 228H37V226H34L33 229L36 230ZM38 228H37V230H38ZM59 228H58V230H59V232H60V230H61L62 228H61V229H59ZM65 228H66V227H65ZM68 228L70 229V226H69ZM104 228H105V227H104ZM104 228H103V230H101V232H102V231L104 232ZM124 228H125V227H124ZM149 228H150V225H149ZM174 228H175V227H174ZM178 228H179V227H178ZM178 228H177V230H178ZM189 228H190V227H189ZM189 228H187V231L189 230ZM200 228H201V227H200ZM213 228H214V227H213ZM218 228H216V229H218ZM225 228H228V229H229V226H228V227H225ZM241 228H242V227H241ZM244 228H245V227H244ZM260 228H261V227H260ZM260 228H259V229H260ZM0 229H2V228H0ZM10 229H12V227H10ZM13 229H14V228H13ZM27 229H28V228H27ZM27 229H26V230H27ZM44 229H45V228H44ZM73 229H74V228H73ZM84 229H85V227H84ZM94 229H95V228H94ZM94 229H93V231H94ZM114 229H116V228H114ZM121 229H122V228H121ZM121 229H120L119 231H125V230H121ZM126 229H128V228L126 227ZM130 229H128V230L131 232L132 229H131V230H130ZM136 229H137L138 232L140 231V230H138V228H136ZM143 229H144V228H143ZM153 229H154V228H153ZM157 229H158V228H157ZM190 229H193V228H190ZM201 229H202V228H201ZM201 229H200V230H201ZM204 229H207V228H204ZM204 229H203V231H204ZM216 229H214V230L216 231ZM262 229H263V227H262ZM26 230H25V231H26ZM28 230H30V229H28ZM37 230H36V231H37ZM41 230H42V229L40 228V231H41ZM85 230H86V229H85ZM112 230H113V229H112ZM112 230H109V231H112ZM150 230H151V229H149V231H150ZM164 230H166V229H164ZM175 230H176V229H175ZM194 230H195V229H194ZM212 230H213V229H212ZM212 230H211V231H212ZM241 230H242V229H240L239 231H240V233L242 234V233H243V230H242V231H241ZM244 230H245V229H244ZM253 230H252V231H253ZM0 231H1V230H0ZM7 231H9V230H7ZM7 231H6V232H7ZM10 231H11V230H10ZM10 231H9V232H10ZM17 231H18V230H17ZM30 231H31V230H30ZM46 231H47V229H46ZM49 231L52 232L53 230H49ZM69 231H70V230H69ZM79 231H80V230H79ZM86 231H87V230H86ZM93 231H92V233H93ZM95 231H96V230H95ZM109 231H108V232H109ZM141 231L143 232L142 229H141ZM145 231H147V230H145ZM154 231H155V230H154ZM156 231H157V230H156ZM167 231H168V229H167ZM169 231L171 232V229H170ZM169 231H168V232H169ZM192 231H193V230H192ZM195 231H196V230H195ZM197 231H198V229H197ZM201 231H202V230H201ZM219 231H220V230H219ZM226 231H227V229H226ZM232 231H233V230H232ZM248 231H251V229H250V230L248 229ZM256 231H257V232H256ZM260 231H261V230H260ZM11 232H13V230H12ZM11 232H10V233H7V234L10 235ZM14 232H15V229H14ZM14 232H13V233H14ZM41 232H42V231H41ZM41 232H40V233H41ZM44 232H45V231H44ZM44 232H43V235H45ZM53 232H54V231H53ZM64 232H65V231H64ZM75 232H76V231H75ZM80 232H81V231H80ZM80 232H79V234H80ZM113 232H116V231H113ZM127 232H128V231H127ZM133 232H135V230H134ZM138 232H135V233H138ZM159 232H160V231H159ZM168 232H167V233L162 232V233H160V234L165 233V234H167V235L170 236V233H168ZM189 232H190V230H189ZM198 232H199V231H198ZM216 232H217V231H216ZM220 232H221V231H220ZM224 232H225V231H224ZM246 232H247V230H246ZM263 232H264V231H263ZM1 233H3V232H1ZM20 233H21V232H19L18 235H20ZM32 233H33V232H32ZM45 233H47V232H45ZM54 233H55V232H54ZM82 233H84V231H83ZM92 233H91V234H92ZM94 233H95V232H94ZM99 233H100V232H99ZM109 233H112V232H109ZM109 233H107V234H109ZM116 233H117V232H116ZM122 233H125V232H122ZM147 233L149 234V232H147ZM155 233H156V232H155ZM157 233H158V231H157ZM183 233H184V232H183ZM191 233L195 234L194 232H190V234H191ZM225 233H227V232H225ZM231 233H232V232H231ZM252 233H253V232H252ZM3 234H5V233H3ZM3 234H2V235H3ZM16 234H17V232H16ZM21 234H23V233H21ZM58 234H60V233H58ZM61 234H63V233L61 232ZM79 234H78V235H79ZM86 234H87V233H86ZM96 234H97V233H96ZM114 234H115V233H114ZM118 234H119V233H118ZM118 234H117V236H113V234H112L111 239H112V237H113V240L117 242L118 239H120L121 237L123 238L122 235L119 236ZM129 234H130V233H129ZM129 234H128V235H129ZM138 234L140 235V233H138ZM150 234H151V232H150ZM198 234H199V233H198ZM200 234H201L200 236L202 237V232H201ZM207 234H208V233H207V231H206V234H205V235H207ZM211 234H212V233H211ZM211 234H209L210 237L208 236L210 239L213 238V236H212ZM221 234H222V232H221ZM227 234H228V233H227ZM238 234H239V232H238ZM249 234H250V233L248 232V235H249ZM263 234H264V233H263ZM2 235H0V236H2ZM23 235H24V234H23ZM32 235H33V234H32ZM43 235H42V236H43ZM55 235H57V234H55ZM80 235L82 236V234H80ZM93 235H94V234H93ZM115 235H116V234H115ZM131 235H132V234H131ZM133 235H134V234H133ZM135 235L138 236L137 234H135ZM135 235H134V236H135ZM167 235H166V236H167ZM178 235H179V233H178ZM181 235H182V234H181ZM205 235H204V237H205ZM216 235H217V234H216ZM216 235L214 234V236H216ZM219 235H220V234H219ZM242 235H243V234H242ZM242 235H240V236H242ZM244 235H245V232H244ZM246 235H247V234H246ZM248 235H247V239H248L247 241H249V239H253V238H251V237H253V236H250V238H248ZM250 235H251V234H250ZM252 235H253V234H252ZM3 236H4V235H3ZM21 236H22V235H21ZM47 236H48V233H47ZM47 236H45V237H47ZM83 236H84V235H83ZM83 236H82V237H83ZM109 236H110V234H109ZM118 236H119V237H118ZM124 236H127V235H124ZM134 236H132V237L134 238ZM136 236H135V237H136ZM142 236H145V237H146V235L141 234V235L139 236V238H142ZM149 236H150V235H149ZM149 236H148V237H149ZM152 236H153V235H152ZM155 236H156V235H154V241H155V239H156ZM166 236H165V237H166ZM169 236H167V238H169ZM186 236H187V235H186ZM186 236H185V237H186ZM191 236H192V234H191ZM195 236H196V235H195ZM227 236L230 237V233H229ZM18 237H19V236H18ZM82 237H80V238L82 239ZM88 237H89V234L87 235V237L84 236V238H86V239H87ZM91 237H93V236H91ZM91 237H90V238H91ZM95 237H97V236H95ZM95 237H94V238H95ZM101 237H102V236H101ZM115 237H118V238H115ZM128 237H129V236H128ZM132 237H131V238H132ZM145 237H144V238H145ZM158 237H160V236H158ZM162 237H163V236H161V238H162ZM183 237H184V236H183ZM183 237H182V238H183ZM201 237H200V239H202ZM204 237H203V238H204ZM206 237H207V236H206ZM206 237H205V238H206ZM223 237H224V236H223ZM231 237H232V236H231ZM231 237H230L229 241H231V239H232ZM261 237H263V236H261ZM261 237H260V238H261ZM22 238L24 239L25 237L23 236ZM90 238H89V239H90ZM94 238H92V239H93L94 241H96V238H95V239H94ZM108 238H109V237H108ZM133 238H132V240H131L130 238H128V240H129V239L131 240V241H129V242L131 243V245H132V241L136 240V238H135L134 240H133ZM149 238H150V237H149ZM149 238H147V240H148ZM161 238H160V239H161ZM176 238H177V237H176ZM180 238H181V237H180ZM187 238H188V237H187ZM194 238H195V237H194ZM218 238L221 239L220 241H222L223 244H222V243L219 244L218 242L216 243V240H213V242L215 241V242L213 243L214 248H212V249H214V250H216V249H215L216 247H215L214 244H218V245H222V246H224V242H227V238H225L226 241H223L222 237H221V238L218 237ZM236 238H237V237H236ZM245 238H246V237H245ZM256 238H259V237H256ZM47 239H49V238L47 237ZM77 239H79V238H77ZM89 239H88V240H89ZM92 239H91V240H92ZM111 239L109 238V240H111ZM115 239H116V240H115ZM124 239H125V241H126V238H124ZM142 239H143V238H142ZM145 239H146V238H145ZM152 239H153V237H152ZM152 239L150 238L149 241H150V240L152 241ZM162 239H163V238H162ZM164 239H166V238H164ZM171 239H172V238H170L169 241H168V239H167V240H163L164 242H163V241H161V242H163V243L165 244V241H168V243H170ZM174 239H175V238H174ZM174 239H173V240H174ZM185 239H186V238H185ZM185 239H184V240H185ZM197 239H199L198 235H197ZM210 239H206V240L209 241ZM213 239H216V238L214 237ZM219 239H218V240H219ZM243 239H244V238H243ZM243 239H242V240H243ZM24 240H25V239H24ZM26 240H27V239H26ZM75 240H76V239H75ZM88 240H87V241H88ZM102 240L105 241L106 239H102ZM128 240H127V241H128ZM147 240H146V243L149 244V241L147 242ZM156 240H157V239H156ZM176 240H179V238L176 239ZM182 240H183V239H181L180 241H182ZM184 240H183V241H184ZM187 240L189 241V238L186 239V241H187ZM204 240H205V239H204ZM204 240H202V241H204ZM238 240H239V239H238ZM245 240H246V239H245ZM245 240H243V242H244ZM253 240L256 241L255 239H253ZM8 241H9V239L7 238V242H8ZM27 241H29V240H27ZM27 241H26V242H27ZM40 241H42V240H40ZM43 241H44V240H43ZM43 241H42V244L44 243ZM77 241H78V240H77ZM77 241H76V242H77ZM82 241L85 242L84 240H82ZM82 241H81V242H82ZM89 241H90V240H89ZM94 241H90L89 243H94ZM114 241H113V242H114ZM118 241H119V240H118ZM174 241H175V240H174ZM180 241H179V242H180ZM190 241H191V240H190ZM196 241H198V240H196ZM229 241H228V242H229ZM232 241H233V240H232ZM235 241H236V240H235ZM240 241H241V240H240ZM250 241H251V240H250ZM259 241H260V240H259ZM3 242H5V241H3ZM10 242H11V241H10ZM10 242H9V243H10ZM26 242H25V244H26ZM45 242H46V240H45ZM81 242H80V244H81ZM129 242H128V244H129ZM155 242H156V241H155ZM175 242H176V241H175ZM179 242L177 241V243H179ZM193 242H195V240H194ZM200 242H201V240H200ZM200 242H198V246L200 245ZM236 242H237V241H236ZM241 242H242V241H241ZM241 242H239L241 245L237 242V243H238V244H237L238 246L236 245L237 248L239 247V245H240V246H244V245H242L243 243H241ZM251 242H252V241H251ZM260 242H263V241H260ZM9 243H8V244H9ZM12 243H13V242H12ZM15 243H16V242H15ZM17 243H18V242H17ZM17 243H16V245H17ZM23 243H24V242H23ZM23 243H22V244H23ZM27 243H28V242H27ZM40 243H41V242H40ZM46 243H47V244H45V245H48V242H46ZM99 243H100V242H99ZM99 243L97 244V242H96V245H97V246H98V245L100 246ZM106 243H107V241H106ZM106 243H103V242H102L101 245L104 246L103 244H106ZM150 243H151V242H150ZM156 243H158L159 246H162V245H160L159 242H156ZM156 243H154V244L156 245ZM177 243H176V244H177ZM188 243H189V242H188ZM201 243H203V242H201ZM206 243H207V244H205V243H203V244L208 245V242H206ZM13 244H14V243H13ZM13 244H12V245H13ZM25 244H24V245H25ZM30 244H31V243H30ZM32 244H33V243H32ZM35 244H37V242H35ZM42 244H40L41 247H42ZM50 244L53 246L52 243H50ZM50 244H49V245H50ZM86 244H87V242H86ZM115 244H116V243H115ZM123 244H124V243H123ZM133 244H134V242H133ZM152 244H153V243H152ZM174 244H175V243H174ZM174 244H173V245H174ZM181 244H182V243H181ZM183 244H184V243H183ZM185 244H186V243H185ZM228 244H229V243H228ZM232 244H233V242H232ZM235 244H236V243H234V245H233L234 247L232 246L233 248H235ZM245 244H246V242H245ZM253 244H254V242H253ZM257 244H260V243H257V241H256L254 245H251V244H250L252 248H249V250L251 249V252H252V253L254 252L253 250H255V249L257 250V247H259V245H257ZM263 244H264V243H263ZM6 245H7V244H6ZM6 245L4 244L5 247H6ZM18 245L20 246V244H18ZM24 245H23V247H25ZM49 245H48V246H49ZM54 245H55V244H54ZM78 245H79V244H78ZM92 245L94 246L95 244H92ZM106 245H107V244H106ZM106 245H105V247H106ZM111 245H112V244H111ZM111 245H110V246H111ZM126 245H127V244H126ZM146 245H147V244H146ZM146 245H143V246H146ZM155 245L153 246V245L150 244L151 247H152V246L155 247ZM167 245H168V244H167ZM167 245H166V246H167ZM193 245H194V244H193ZM193 245H192V246H193ZM209 245H210V241H209ZM209 245H208V246H209ZM211 245H212V244H211ZM226 245H227V243H226ZM248 245H249V244H248ZM255 245H256L257 247H256ZM27 246H28V245H27ZM37 246H38V249H39V248H40L39 245H37ZM79 246H80V245H79ZM119 246H120V244L117 245V248H118ZM121 246H122V245H121ZM123 246H124V245H123ZM128 246H129V245H128ZM143 246H142V247H143ZM150 246L148 245L149 248H150ZM159 246H158V247H159ZM171 246H172V242H171ZM171 246H170V247H171ZM174 246H175V245H174ZM174 246H172L171 251L173 250V247H174ZM192 246H191V247H192ZM208 246H206V249L210 248V247H208ZM213 246H212V247H213ZM216 246H217V245H216ZM222 246H221V247H222ZM245 246H247V244H246ZM245 246H244V247H245ZM253 246H255L256 248L253 247ZM1 247H2V246H1ZM5 247H4V248H5ZM8 247H10V244H9ZM8 247H7L6 249H9ZM31 247H32V246H30V249H31ZM49 247H50V246H49ZM77 247H78V246H77ZM87 247H88V245H87ZM91 247H92V246H91ZM91 247L89 246V248H90L89 251H90V252H92V250H91L92 248H91ZM94 247L96 248V246H94ZM100 247H101V246H100ZM108 247H109V244H108ZM126 247H127V246H126ZM130 247H132V246H130ZM142 247H141V249H142ZM146 247H147V246H146ZM146 247H145V248H146ZM148 247H147V248H148ZM158 247H157V245H156V250H157ZM191 247H190L189 249H192ZM196 247H197V245H196ZM199 247L202 248V246H199ZM224 247H225V246H224ZM227 247H230V246L227 245L226 248H227ZM248 247H250V246H248ZM4 248H3V249H4ZM26 248H28V247H26ZM34 248H37V247L35 246ZM47 248H48V247H46V248H45L46 250H45L44 247H43V248H42V251H44V253H45V251L49 250L51 247H50L49 249H47ZM52 248L54 249V248H56V247L53 246ZM52 248L50 249V251L53 250ZM75 248H76V247H75ZM97 248H99V247H97ZM102 248H103V247H101V250H102ZM112 248H113V246H112ZM112 248L109 247V249H112ZM117 248H115V251L117 250ZM123 248H124V247H123ZM127 248H128V250H132L131 248L129 249V247H127ZM127 248H126V249H127ZM159 248H161V247H159ZM219 248H220V247H219ZM233 248H232V250H244V249H248V248H244V249H243V247H240V249H233ZM241 248H242V249H241ZM253 248H255V249H253ZM0 249H1V248H0ZM11 249H12V248H10V250H11ZM66 249H67V248H66ZM77 249L79 250V248H77ZM83 249H85V248H83ZM105 249H107V248H105ZM109 249H107V250H109ZM113 249H114V248H113ZM134 249L137 250L136 248H134ZM134 249H133L132 251H134ZM139 249H140V247H139ZM139 249H138L137 253L139 252L140 255H142L143 253L141 254L142 251H139ZM143 249H144V247H143ZM143 249H142V250H143ZM150 249H152V248H150ZM179 249H180V248H179ZM202 249H203V248H202ZM204 249H205V248H204ZM204 249H203V250H204ZM210 249H211V248H210ZM220 249H221V248H220ZM252 249H253V250H252ZM4 250H5V249H4ZM24 250H25V249H24ZM31 250H32V249H31ZM31 250H30V251H31ZM62 250H63V249H62ZM120 250H122V248H121ZM123 250H124V249H123ZM123 250H122V251H123ZM147 250H149V249H147ZM152 250H153V249H152ZM154 250H155V248H154ZM176 250H177V249H176ZM197 250H199V248H197ZM200 250H201V249H200ZM200 250H199V251H200ZM203 250H201V251H203ZM222 250H223V248H222ZM226 250H227V249H226ZM232 250H231V251H232ZM249 250H248V251H249ZM259 250H262V249L259 248ZM30 251H29V254L32 255L34 252L31 253ZM33 251H35V250H33ZM53 251H54V250H53ZM64 251H65V250H64ZM110 251H111V250H110ZM110 251H109V252H110ZM122 251H120V253H122ZM124 251H127V250H124ZM132 251H130V252H132ZM143 251H144V250H143ZM145 251H146V250H145ZM145 251H144V252H145ZM158 251L160 252V250H158ZM165 251H166V249H165ZM180 251H181V249H180ZM188 251H189V250H188ZM206 251H207V250H204V252H206ZM210 251H211V250H210ZM210 251H209V249H208V252H207V253H208V254H209V253L211 254ZM219 251L221 252L219 255H221V254H223V252H225V251L222 252L221 250H219ZM228 251H229V250H228ZM231 251H229V252H231ZM245 251H246V250H245ZM248 251H246V252H248ZM0 252H1V251H0ZM6 252H7V251H6ZM10 252H12V250H11ZM26 252H28V250H26ZM55 252H57V250H56ZM62 252H63V251H62ZM81 252H82V249H81ZM99 252H101V254H102V251H99ZM99 252H98V253H99ZM104 252H105V251H104ZM111 252H112V255H114V254H113V250H112ZM116 252H117V253H116ZM116 252H115V254H116L115 256H117L118 258H119V256L121 257V255L124 256L123 254L119 255V252H118V251H116ZM134 252H136V251H134ZM152 252H153V251H152ZM154 252H155V254H158V256L156 255V257H158V259L160 260L161 255H159V254H161V253H156L157 251H154ZM182 252H183V254H184L185 251L182 250ZM189 252H190V251H189ZM194 252H195V251H194ZM217 252H218V251H217ZM217 252L214 253V255H213V251H212V255H213V256H215V254L217 255ZM229 252H227V253H229ZM234 252H235V251H234ZM239 252H240V251H238L237 253L235 252V253L237 254V256H238ZM243 252H244V251H243ZM243 252H241L240 255H241ZM261 252H262V251H261ZM35 253H37V252L35 251ZM40 253H43V252H40ZM49 253H50V252H49ZM78 253H79V252H78ZM106 253H107V252H106ZM127 253H128V252H127ZM139 253H138V255H139ZM145 253H147V252H145ZM145 253H144V255H145ZM170 253H171V252H170ZM176 253L178 254V250H177ZM195 253H196V252H195ZM207 253H205V254H207ZM218 253H219V252H218ZM235 253L232 254V255H236ZM255 253H256V252H255ZM257 253L260 254L258 251H257ZM2 254H3V253H2ZM2 254H0V256H1ZM10 254H11V253H10ZM13 254H14V252H13ZM27 254H28V253H27ZM29 254H28V255H29ZM51 254L53 255V253H50V254H47V253H46V255H51ZM54 254H55V253H54ZM58 254H61L60 251H58ZM58 254H57V255H58ZM90 254L92 255V253H89L88 255H90ZM103 254H105V253H103ZM109 254H111V253H109ZM117 254H118L119 256H118ZM128 254H129V253H128ZM128 254H127V255H128ZM179 254H180V253H179ZM179 254H178V257L180 258V256H181L182 254H181L180 256H179ZM189 254H190V253H188V255H189ZM200 254H202V253H199V255H200ZM208 254H207V255H208ZM261 254H263V252H262ZM261 254H260V255H261ZM3 255H4V254H3ZM14 255H15V254H14ZM41 255H42V254H41ZM52 255H51V257L53 258L54 256H52ZM57 255H56V258L58 257ZM65 255H66V253H65ZM67 255H68V253H67ZM88 255H87V256H88ZM106 255H107V254H106ZM106 255L101 256V255L99 254L100 259H101V257L103 258V257H105ZM129 255H131V254H129ZM129 255H128V256H129ZM135 255H136V253H135ZM138 255H137V256H138ZM171 255H172V254H171ZM184 255H186V252H185ZM195 255H196V254H195ZM195 255H192V256L195 257ZM228 255H229V254H228ZM228 255H227V256H228ZM230 255H231V254H230ZM230 255H229V256H230ZM232 255L230 256V258L227 257L229 263H230V260H229V259H231V257H232V260H233V256H232ZM240 255H239V256H240ZM246 255H248V254H246ZM255 255H256V254H255ZM32 256H35V255H32ZM42 256H43V255H42ZM42 256H40V257L42 258ZM108 256L111 257V255H108ZM108 256H107V258H105L106 260L104 259L105 261H107V263H109V262L111 261V260H110L111 258H110V259H109V262H108V260H107V259H108ZM132 256L134 257V255H131L130 257L132 258ZM142 256H143V255H142ZM142 256H138V258H141ZM146 256H147V255H146ZM159 256H160V257H159ZM162 256H163V254H162ZM173 256H174V254H173ZM192 256H191V257H192ZM210 256H211V255H210ZM210 256H208V257H210ZM213 256H212V257H213ZM244 256H245V255H244ZM244 256H243V257H244ZM262 256H263V255H261V257H262ZM4 257H5V256H4ZM11 257H12V254H11L10 258H11ZM16 257H17V256H16ZM59 257L61 258V255H59ZM90 257H94V256H90ZM124 257H125V256H124ZM143 257H144V256H143ZM150 257H151V256H150ZM150 257H149V258H150ZM153 257H155V256L153 255V256L151 257V259H153ZM166 257H168V255H167ZM182 257H183V256H182ZM182 257H181L180 259H182ZM184 257H185V256H184ZM189 257H190V255H189ZM197 257H198V255H197ZM205 257H206V255L203 256V258H205ZM215 257H216V256H215ZM220 257L223 258V255H221V256H219V257H218V255H217V258H220ZM243 257H242V259H243ZM245 257L247 258V256H245ZM248 257L251 259L252 255H251V257L248 255ZM261 257H260V258H261ZM17 258H19V257H17ZM33 258H34V257H33ZM48 258H49V257H47V259H48ZM54 258H55V257H54ZM80 258H81V257H80ZM80 258H79V259H80ZM113 258H114V257H113ZM121 258H123V257H121ZM134 258L136 259L137 257H134ZM145 258H146V257H145ZM173 258H175L174 260H178L175 256H174ZM203 258L201 257V259H203ZM222 258H221V259H222ZM253 258H254V260H255L256 257L253 256ZM253 258H252V259H253ZM13 259H14V258H13ZM34 259H35V258H34ZM34 259H33V261H35ZM37 259H38V258H37ZM49 259H51V258H49ZM62 259H63V258H61V260H62ZM87 259H88V258H87ZM90 259H92V258H90ZM93 259H94V258H93ZM95 259H98V257H97V258L95 257ZM95 259H94V260H95ZM115 259H116V257H115ZM147 259H148V258H147ZM154 259H155V258H154ZM163 259H164V258H162V260H163ZM167 259H168V258H167ZM167 259H166V260H167ZM170 259H171V258H170ZM186 259H187V257L185 258V260H186ZM189 259H191V258H189ZM207 259H208V258L206 257L205 260H201V261H205V262L208 264L209 262L207 261ZM3 260H4V258H3ZM14 260L16 261V259H14ZM43 260H46V259H43ZM53 260H55V259H51V261L54 263L55 261H53ZM94 260H93V262H95V261H99V262H100V260H95V261H94ZM102 260H103V259H102ZM104 260H103V261H104ZM119 260H120V258H119ZM119 260H118V261H119ZM121 260L123 261L124 259H121ZM121 260H120V262H121ZM164 260H165V259H164ZM166 260H165V261H166ZM171 260H172V259H171ZM192 260H193V258H192ZM194 260H196V259H194ZM194 260H193L194 263L198 262V261L195 262ZM197 260H198V259H197ZM210 260H211V259H210ZM210 260H209V261H210ZM213 260H214V259H213ZM213 260H211L210 263H212ZM224 260H225V259H224ZM224 260H221V261L216 260V261H219L218 263H220V262H222V261H224ZM258 260H259V258H258ZM7 261H8V258H7ZM7 261H6V262H7ZM11 261H12V260H11ZM11 261H10V262H7V263L12 264ZM51 261H50V262H51ZM59 261H60V260H59ZM59 261L57 260V262H59ZM165 261H164V262L162 261L163 263H162L161 261H160V262H161L162 264H165ZM167 261H170V260H167ZM167 261H166V262H167ZM179 261H180V260H179ZM183 261H184V260H182L181 262H183ZM187 261H191V260H188V259H187ZM201 261H200V258H199V263H205V262H201ZM216 261H215V262H216ZM225 261H226V260H225ZM255 261H257V259H256ZM255 261H254V262H255ZM0 262H1V260H0ZM37 262H39V261H37ZM37 262H36V264L41 263V262H39V263H37ZM158 262H159V261H158ZM177 262H178V261H177ZM191 262H192V261H191ZM215 262H214V264H215ZM233 262H234V261H232V264H233ZM254 262H252V264H253ZM258 262H259V261H258ZM263 262H264V261H263ZM3 263H5V261H3ZM26 263H27V261H26ZM26 263H25V264H26ZM29 263H30V262H29ZM32 263H33V262H32ZM44 263H45V262H44ZM64 263H65V262H64ZM66 263H70V262H67V261H66ZM96 263H97V262H96ZM103 263H104V262H103ZM154 263H155V262H154ZM156 263H157V262H156ZM161 263H157V264H161ZM171 263L173 264V262H171ZM175 263H176V261H175ZM199 263H198V264H199ZM218 263H217V264H218ZM226 263H227V261H226ZM255 263H257V262H255ZM255 263H254V264H255ZM260 263H261V261H260ZM260 263H258V264H260ZM13 264H14V263H13ZM27 264H28V263H27ZM45 264H50V263H49V262H48V263L46 262ZM51 264H52V263H51ZM55 264H56V262H55ZM60 264H61V263H60ZM62 264H63V263H62ZM76 264H77V263H76ZM94 264H95V263H94ZM98 264H100V263H98ZM101 264H102V262H101ZM105 264H106V262H105ZM167 264H169V263H167ZM180 264H181V263H180ZM183 264H184V263H183ZM220 264H222V263H220ZM224 264H225V262H224ZM243 264H245V263H243ZM247 264H248V263H247ZM249 264H250V263H249Z\"/></svg>",
  "mask_w": 264,
  "mask_h": 264
}]
</instances>
